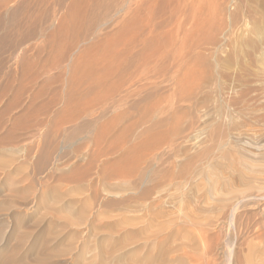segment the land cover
Listing matches in <instances>:
<instances>
[{
    "label": "rangeland",
    "instance_id": "obj_1",
    "mask_svg": "<svg viewBox=\"0 0 264 264\" xmlns=\"http://www.w3.org/2000/svg\"><path fill=\"white\" fill-rule=\"evenodd\" d=\"M25 1L26 0H22V1L15 0L13 2L7 3L6 5L2 4L3 2L0 3L2 4V6H0L1 9L3 6H5L3 7L4 9L0 10V38L4 37V39L6 40L5 42V40L0 39V43H3L0 44V264H44L45 262H46L45 264H87V263L92 264L94 262L95 264H102V259L98 258L100 257L99 252L101 255V253L105 251H107V253L109 252L108 254L112 252L111 253L112 255L110 254V256L113 258H108V259H114L115 261L116 259L117 260L119 259L127 262L134 261L133 263L135 264H161V263L164 264H235V263L249 264L251 263L252 264L255 262L256 264H258L260 263V261H262L261 264L264 263V257H262L264 256V252H263L264 251V186H263L264 167H262V165L264 166V156H263L264 149H262V146L264 147V118L262 119L261 117V116L264 117V102L262 103V101H264L263 100L264 85H261L264 83V78H263L264 77L263 74L264 73V69H263L264 0H176V3L174 0L173 1L164 0V2L163 0L162 1L150 0V2L148 0L145 1L105 0L107 3H110L112 5L111 10H108L109 13L107 10L99 11L102 20L100 22V26L96 28L97 30L94 29L95 31L92 29L89 31L90 33H87L84 27L81 28L78 26V29L80 31L82 29L81 31L82 33H84V30L86 33V34L84 33L86 36H84L83 34L81 35V33H79L80 31L76 29L77 30L76 34L79 33L81 36L79 34L78 35L81 38L73 33L72 29L74 26L68 20H65L63 22V23L66 22L67 24L66 23L62 24L63 27L65 28L68 27L67 32H65L66 31L65 28L61 29V31L56 29L58 28L57 26L59 21L62 20L61 13H62V17L64 16L63 19L65 18V16H68L66 14V12L68 11L70 12L68 6H70V4L75 0H72V2L71 0H42L44 2H42L41 0L38 1L27 0L26 1L27 3ZM32 1L33 3H31ZM171 1L174 4H172ZM82 2L83 3L89 2L86 5H91V4L93 5L95 0L93 2L92 0H88V2L87 0L86 1L83 0ZM127 2L129 4H127ZM137 2L138 5H141L140 3L143 2L144 3L146 2L147 5L149 4V6H147L145 3V6L147 8L144 6L146 9L144 8L140 9L142 14L139 11L138 12L139 17L137 16L135 17L137 18L138 21L137 26L140 24V26L143 27V25L145 24L146 26L149 25V27L145 26L143 28V29L146 28L143 33L145 36L143 37V44L144 42L145 44L144 45L142 44L143 46H140L141 43L140 44L138 43L139 45L137 44L134 45L133 46L134 51H133L132 50L133 48H131L130 50V48L127 45V42L132 37L138 35L139 32L137 33L136 32L137 30L133 31L134 35L133 33L132 34L130 33L127 34V36L125 35L126 37L124 36V34L126 33L123 34H119V33H121L123 27L126 26V23L127 22L129 23L131 21L132 15H130L129 12H131V10L134 12V9L137 8L138 6ZM166 2H168L167 3L168 5L169 2L171 4L169 6L167 4L164 5V3ZM20 3L27 5L26 8L24 7L21 13L16 15V17H11L12 10L15 9ZM114 3H116V5ZM9 4H11V6ZM132 4L135 6V8L133 7ZM158 6L160 9H158ZM188 6L190 7L188 8ZM131 7H133V9H131ZM175 7L177 8L175 9ZM5 8L7 9V11L5 10ZM164 8L165 10L168 8V10H166L165 12ZM180 8L182 10L181 12L183 15L179 10ZM28 11L29 13L30 12L31 13L29 14ZM157 11H160L161 14H159ZM176 11L179 12L177 13ZM186 11L187 12L190 11L192 12L191 14L194 15H190V13H186ZM69 12L68 14H70ZM174 13H177L176 15L178 16H175ZM88 14L86 13L85 15ZM143 14L145 17L143 16L142 19ZM148 14L151 16H148ZM155 14L157 17L154 16ZM187 14L189 16H187ZM181 15L182 17H180ZM28 16H30L29 21H28L29 19ZM188 17L192 18L189 19V22H187ZM117 18L119 19L117 20ZM144 18L147 21L149 20V23L145 21ZM152 19H154L153 22ZM170 19H174V20L171 21ZM141 20L144 23H142ZM166 20L167 22L171 21L172 23H166L165 22ZM28 22L30 25L28 24ZM160 22H162V24ZM37 23L39 26L37 25ZM164 23L168 25L166 26ZM181 25L183 28L181 27ZM195 25L197 27H194ZM118 26L121 27L119 28ZM155 26H157V29L159 27L161 28L164 27V29H161L160 31L158 29L157 32ZM35 27L38 31L34 29ZM70 27L72 29H70ZM255 27H259L260 29L258 37H260L263 41L261 45L263 48L261 47L262 49L260 48L258 50V53L254 54L256 55L255 59L253 62H251L249 56L247 60V56H245L246 55L245 51L248 50V46L251 44L252 41H254L255 39L257 40L259 39L253 32ZM187 29L188 30L190 29L189 32L187 31ZM71 30L72 33L70 32ZM113 31H118L119 33L114 32L110 35V32ZM145 31H147L148 33L146 32L147 34H145ZM154 31L156 33L152 34ZM190 31L191 32L193 31L192 32L193 34ZM218 31H220L221 34L223 33V35L225 36L222 35L223 36L222 37L221 35H219L220 33ZM62 32L64 33L62 34V36L65 35L66 36L65 38H67L68 36L67 41L64 39V36L63 37L61 36ZM95 32L97 33L96 35ZM57 33H59L58 35L60 37L57 35ZM116 33L119 34V36L118 35L116 36ZM50 34L53 36H51ZM72 34L76 35L77 38L73 36L72 39H70ZM120 35L122 36L120 37ZM158 35L159 37H157ZM161 35L162 36L164 35L163 38L161 37ZM50 36L52 38H50ZM99 36L100 38L103 39V41L100 40ZM61 37L65 42L63 40L60 41L62 39ZM96 37L99 39H97ZM113 37H115L114 38L115 41H113ZM119 37L122 38L121 40L123 41H120L122 43H119L118 41ZM124 37L126 38L127 41L124 40L125 39ZM153 37L156 39L154 40ZM49 38L53 42L49 40ZM73 38L75 40L76 39L78 40H76L75 42ZM157 38L159 39V41L161 40L160 41L161 43L158 42ZM212 39H214V41ZM68 40H71L73 43L75 42V44L77 45L74 44V46L75 47L78 46V48H75L73 46V43ZM164 40H166L167 42ZM209 40H212L211 42L212 44L209 42ZM58 41L61 42L63 45L61 43L59 44ZM107 41H109L112 47L109 43L108 44L110 46L106 44ZM56 42L59 45H61L60 47L62 49L59 47V45ZM70 42L72 45L70 44ZM97 42L98 44L99 43L102 44L98 46L96 45ZM114 42H116L117 44L115 45ZM213 42L217 44H214ZM50 43H53L54 45H51ZM66 44L73 46L72 49L75 48L73 52L71 51L72 49H70V46H68L69 50L66 49L67 48ZM104 44L107 46L103 47ZM149 44H151L152 46L151 45L149 46ZM95 45L99 48L103 47L102 50L100 51L99 48L94 49L96 47ZM118 45L120 46V48L119 47L117 48ZM122 45H124L125 48H122V50H120ZM244 45H246V48ZM52 46H54L53 49H51ZM88 46H90V48ZM108 46L113 48L112 49L113 52L118 53L119 51L120 54L114 53L113 55L112 50L108 48ZM86 47L88 48L86 49ZM63 48H65V50H63ZM104 48H107L108 51L112 54L111 57H108L110 53L108 52L109 53L108 54L106 52L107 49L105 51ZM115 49L117 50L119 49V50L116 51ZM147 49L148 52L145 55L144 53L146 52ZM149 49L151 52L149 51ZM158 49H161V52L160 50L158 51ZM82 50L83 51L87 50L84 53L87 52L89 56L90 54L93 53L95 54L91 55L90 58H87L88 56L87 53L86 56L82 52L83 57H85L87 60L85 62L84 61L85 58L84 60H82L81 57ZM219 50H223V51H221L220 53ZM61 51L62 53L63 52L65 53L62 54ZM102 51L105 52L107 56H105V53H103ZM120 51L124 52V54L122 55L121 54L122 52ZM125 51L128 53H126ZM137 51L139 52L137 53ZM152 51H155L154 54ZM261 51L263 53H260ZM99 52L103 53V55L101 54L102 55L101 57H103L104 59L102 61L100 60L102 58H100V55H98L100 54ZM142 52H144L143 54L146 57L148 55V60L144 59L146 57L142 54ZM60 53L62 54V56H64L63 59L62 57H60L61 59L58 58L60 56L59 55ZM79 53L81 54V56ZM125 53L130 54L131 55L130 58L135 56L136 57L134 58L135 60H133V58L132 60H130V58L127 59L128 55L125 59L117 58L118 60H116V57H118L119 55L121 57H125L126 56ZM218 53L220 54L218 55ZM96 54L97 57L99 56V58L96 57ZM259 54H261L263 57ZM149 55L151 56L155 55V57L152 58ZM157 55H159L158 58H156ZM258 55L260 57L259 59H261L260 61L258 59ZM54 56L56 57L54 58ZM92 56H94V58L96 57V59H94ZM176 56H177V60H176ZM216 56L219 59H217ZM72 57H74L73 59L76 58L75 60H77L78 62L82 60L86 64L88 60L90 62L92 58L90 62L92 64L91 65L92 70H90V73L89 72L86 73L88 76L85 75L83 70H82L83 72L80 71L78 72L79 73L78 74L75 71L76 69H72L76 64H78L76 63L77 61H75L76 64L73 63L74 60L72 59ZM78 57H80L81 60ZM53 58L55 59V62ZM57 58L58 61H56ZM149 58H151L150 62H148ZM198 58H201L202 61ZM106 59H110L109 60L110 63L104 62L107 61ZM141 59L146 61L143 62ZM153 59L155 60V62L154 61L152 62ZM60 60L62 61L60 62ZM93 60H97V61L95 62ZM162 60L163 62H161ZM174 60L177 62H174ZM120 61L121 62L123 61V64H121ZM261 61H262L261 63L262 66L260 65L259 67V65L257 64H259ZM89 62L87 65L88 69L90 65ZM112 62L114 63V65L116 64L115 65L116 67L118 65L119 68L118 67L116 68ZM128 62L130 64L132 63V65L131 66L127 65L129 64ZM212 62H214L213 63L214 65L212 64ZM98 63L100 64L98 66L99 68H97V65H95ZM101 63H103V66ZM153 63L155 65L157 64V66L158 65L160 66V67L158 66V69H160V71H158L157 66L155 67ZM73 64L74 66H72ZM148 64L150 66L152 64L151 69H154L153 72L152 70L149 69ZM31 66H33L34 68ZM106 66L108 69H112V70L104 71L106 70ZM112 66H114L116 70H114L115 68ZM138 66L141 67V69L139 68L140 70H138ZM145 66L148 67L146 68ZM164 67L167 68V70H169V71H165L166 74L162 72L165 69ZM96 68L99 69L98 70L100 72L99 74L103 75L104 77L99 75L98 73L97 75L95 74L97 72V71L95 72ZM123 68H125V70ZM30 69L32 71L34 69L33 73L31 72L32 75L30 74L32 77L35 75L34 78L32 77L28 78L30 76L28 75V73H30L31 71ZM129 69H130L129 72L131 73L128 72ZM135 69L138 73L134 71ZM142 69H144V72ZM147 69L149 70L146 71ZM253 69L254 70L257 69L258 71L255 70L256 71L255 72ZM26 70L28 73H26ZM117 70L119 71V73L115 72ZM126 71L128 72V74H126L127 73ZM200 71H202L203 73H201ZM91 72L93 73V75L91 74ZM106 72H108L109 75L112 74L111 76L113 77L109 76V78H106L108 77L107 75L108 73ZM112 72L114 73V75ZM134 72L137 73V75H135ZM141 72L146 73L144 74L145 76ZM149 72H152V74ZM158 72H161L160 74L163 73L164 74L163 77H160L162 75L156 74ZM204 72H206L207 74ZM251 72L255 74L261 72L262 74L260 73V75L262 76L258 74L259 76L256 75L257 77H255L254 76L255 74ZM24 74L26 75L24 76ZM89 74H91V76ZM119 74L121 75L119 76V78L123 77L120 80L118 78ZM123 74H126V76ZM148 74L149 76H147ZM69 75L70 76L72 75L74 77L76 83L75 84L76 87L74 88V90L71 89V86L69 84V82L73 80L69 78L70 77ZM77 75L80 79H78ZM131 75H133L135 78L137 77V80H140L139 78L142 79L147 77L150 78V76L152 77V79L150 78L151 81L148 82L149 85L146 83L145 80L142 81L140 80L138 82L135 79L136 87H138L139 83L143 82L144 87L148 88L145 89L147 92L144 91L146 94L144 93L142 95L144 97L142 98L143 100L141 99L142 96L140 97L138 96L139 93L137 95H134L137 93L138 88L133 89L134 91L136 90L135 91L136 93L132 89L129 93V96L133 94V96H135V99L133 97L132 98L126 97V100L124 101L125 99L124 96L126 95L122 94L123 92H121L122 96L124 97L123 98L121 94H118L119 93L118 90L123 91L124 82L125 84L127 83L128 85V80L126 79L132 77ZM199 75L200 76L205 75L203 77V81H201L202 78H199L200 77ZM35 78L37 79L35 80ZM94 79H98L100 82ZM89 80L92 81L90 82ZM123 80H126L127 82ZM113 81H115L114 84ZM120 81L123 82V83L121 82L123 85L119 83ZM83 82L85 86H82ZM163 82L165 83V85ZM208 82H210V84ZM104 83H106V85ZM178 83L180 87L178 86ZM196 83L198 87L195 85ZM205 83L209 84L210 86L207 87L208 85H206ZM68 84L70 89L69 87H66L68 86ZM116 84H121V85L117 86ZM181 84L182 85L185 84L184 85L185 87L183 86L182 88ZM192 84L194 89L192 87ZM102 85L104 87L100 88V86ZM115 85L117 87H114ZM140 85L139 88L143 86ZM194 85L196 86V89ZM78 86H80L82 89ZM86 86L87 87L91 86L90 89L91 88L93 89L91 90L89 88L86 89L87 88ZM110 86L112 87V89ZM135 86L133 88H136ZM218 86L221 87V89L219 87L220 90L215 89L218 88ZM120 87H123L121 88L122 90L119 89ZM127 87L124 88V91L125 89H127ZM144 87H142V89H144ZM186 87L188 88L192 87V88L188 89ZM108 88H110V90ZM177 88H179V91L181 93L184 91L183 94H179L180 92H178ZM213 88L214 91H211V89L213 90ZM107 89L110 92L113 91L114 98L111 95L112 92L110 94ZM115 89H118L116 90L117 96L115 94L116 91H114ZM67 90L71 93L73 91L74 93L69 95L70 93ZM78 90L79 91L82 90L83 92L80 93ZM189 90L190 93L192 94L190 98L184 97L185 93L186 95L189 93ZM176 91L180 97L183 95L182 97L187 99H184L185 100L184 101L182 100L183 99L182 97L180 98L177 94L175 95ZM57 92L58 93L60 92L59 93L60 96L58 95ZM75 92H77L78 94ZM89 92L90 93L92 92L91 95L89 94ZM103 92H106L108 95L106 94L107 96H105ZM259 93L261 94L259 95ZM66 94L69 95L68 98L73 95L74 96L77 95V96L67 99ZM94 94L95 96L98 97H100L101 95H103V97L105 96L104 97L105 99L104 98L102 99L105 101L104 103L102 100H100L101 103H97L99 102L97 101L96 107L92 109L93 106H89L92 103H87L86 101L89 102L90 100L93 99L91 101L93 102L96 99ZM248 94L250 96L252 95V97H249ZM54 95L55 96L58 95L59 99L55 100L57 98L53 97ZM61 95H64L65 97ZM146 96L147 98L146 100H144ZM86 97L90 99L88 100V98ZM108 97H110V99H108ZM121 97L123 98V104H121L122 102ZM210 97L211 98L214 97V99L212 100ZM64 98L70 101H67ZM83 98L86 100H83ZM171 98H173V100ZM179 98L181 99V101H183V103L180 101ZM52 99L56 101V103L52 101ZM75 100L76 101L78 100L76 104L71 103L73 101L76 102ZM116 100L117 102H115ZM134 100L137 103L138 108ZM220 100L223 101L221 102ZM83 101L86 103L84 104V106H82L83 105L82 103H84ZM111 101L112 104H110ZM176 101L180 103H177ZM200 101L201 103L199 104ZM248 101L249 102L251 101L250 104ZM252 101L253 102L256 101V102L252 105ZM113 102H115V104ZM124 102L126 104L131 102L132 104L129 103L130 105L128 104L127 106L123 107ZM79 103L80 105H77ZM71 104H73L72 108H71ZM113 104L115 105L116 109ZM170 104H173V106ZM176 104H178V106H176ZM226 104L228 105L226 106ZM85 105L88 107L87 109ZM92 105H94V102ZM250 105L252 106L250 107ZM44 106L48 108L45 109ZM77 106L78 107L82 106L81 107L82 109L81 108L79 109ZM145 106H147L148 110L145 108ZM162 106L164 107V109ZM224 106L225 108H227L226 110L228 111L226 112L223 111L225 109ZM260 106L263 108L261 109ZM84 107L86 109V112ZM143 107L146 110V112L144 111ZM90 108L92 109V111ZM219 108H223L220 110L221 112L218 111ZM209 109H213V110H209ZM245 109H248L249 111ZM82 110H84V112H82ZM122 110L124 112L122 116H125L126 114V117L121 118L120 114L122 113L121 112ZM160 110L163 111L161 112ZM208 110L210 111V113ZM254 110L255 113H257L258 111L259 113L253 114ZM150 111L151 113H149ZM241 111H244L243 113L245 114L243 115ZM76 112L78 113V115ZM117 112L119 113L118 116H117L118 114ZM248 112L249 114H247ZM55 113H57V115ZM58 113H60L59 116ZM114 113L116 114V116ZM146 113L149 114L147 115ZM199 113L203 114L202 116L205 119ZM230 114L233 115L231 116ZM64 115L66 116V118H72L73 123L71 122L72 119L69 120L70 122L67 119L68 121L67 122ZM57 116L60 118H58ZM61 116L64 118L63 119L64 121L62 120L63 122L61 121L62 119ZM141 116L142 117L146 116L145 120ZM227 116L229 117L231 116L233 118L231 117L229 118ZM54 117H56V120ZM164 117L166 121L163 119ZM259 118H261L262 120L260 121ZM91 119L93 121H91ZM118 119L120 120V123L117 122ZM142 119L144 122L141 121ZM78 120L79 123L77 125L75 123H77ZM106 120H111V122L113 121L115 127L110 121H106ZM135 120H138L139 122ZM132 121L134 122L132 123ZM211 121L215 123L213 124V122L211 123ZM56 122L59 127H57ZM106 122L109 123L107 124ZM164 122L166 123L164 124ZM65 123H71V124L67 125ZM102 123L103 125H101ZM104 123H106L105 127H104L105 125ZM128 123L132 127V130H130L131 127H129ZM178 123L179 124L182 123L180 124L181 127H183L184 125L183 132L182 130L180 131L181 136L179 135V133L177 135L176 134L173 135L174 133L172 132L173 128L174 130L177 131V127L179 126ZM204 123H206L207 125ZM46 124L48 125V127ZM85 124L88 126L86 128L85 126L84 128H81L82 125ZM109 124L111 125L109 126ZM131 124L132 125L135 124L137 126L135 125L132 126ZM142 124L145 125L143 126ZM54 125L56 126L58 131L56 130ZM140 125H142L143 127L141 126L142 127L141 128ZM161 125L162 126L165 125V126L162 127ZM208 125H210V127ZM101 126H103L104 129ZM111 126H113L114 128ZM206 126L208 127L209 130L204 129L207 128ZM60 127L62 128L60 129ZM88 127L90 128V130ZM106 127L108 128L110 127V129ZM126 127L127 128L129 127L128 131ZM199 127L202 129H200ZM111 128H113V130ZM105 129L110 130V132L108 133V130H106L107 132H105ZM47 130L48 131L50 130L51 132L50 131L48 132ZM97 130L104 132V134L105 133L108 134V136L105 137L103 135V137L100 139V140L106 139L105 140L106 142L102 140L99 141L98 143L100 146V142H103L102 145L100 146L103 148H99L101 149L100 151L102 152V154L104 153L105 150L106 152L107 151L109 153L111 152V154H109L108 152L105 153L106 155L109 154L107 157H104L105 154L102 156L101 152L98 150V145L95 142L99 140L98 136L101 137V135L103 134L100 131L98 132ZM124 130L126 132L125 135L129 133V130L130 132L131 131L132 132L129 133V135L125 136L123 132ZM197 130H199L198 132L200 134V135L198 134V136L200 137V139L197 142L198 144L192 146L189 144H184L183 142L179 143L185 137H191L193 136V134L194 135L197 134L198 132H195ZM201 130H203L201 132L203 135L200 133ZM140 131L142 132L140 133ZM153 131H155V133H153ZM53 132L55 133L52 135ZM136 132H138L139 134ZM219 132L220 134L223 133L225 134V138L223 142L221 141L218 142L217 140L219 136L218 134ZM240 134L243 136L239 137ZM171 136H173V138ZM174 136L176 137L180 136V138L179 137L175 138ZM259 136L261 137V139ZM258 137L260 141L258 140ZM114 139L115 141H113ZM140 139L143 141V143H141ZM261 140L262 143H260ZM109 141H111V143ZM144 141L145 142L151 141V143L150 142L149 144L146 143L147 146L143 145V149H142L141 146L142 144H145ZM254 141L257 142L259 145L254 144ZM249 142L251 145L252 144L255 146L258 145V147L260 148L254 147L253 145L252 146L254 148H252ZM109 143L113 145H110ZM221 143H223V145H221ZM107 144L110 145V148L113 146L111 148L112 149L111 151L107 149L108 147ZM136 145L138 146V148ZM131 147L134 150H132ZM139 147L141 150L139 149ZM136 149L138 151H135ZM130 150L138 154L133 152L132 153L133 156L130 155L131 157L127 158L129 156V153L131 154ZM97 151H99L100 153H97ZM98 154H101V157ZM94 155L96 160L94 158ZM96 155L98 156V158ZM222 157H224L223 160ZM124 158L127 159V161H130V165L126 160H124ZM119 161H121L123 164H121V162ZM217 161L219 165L215 163ZM219 161L221 162L222 165L219 163ZM231 161L234 163H232ZM246 161H248L247 164L251 163L249 164L251 166H247ZM124 162H126L127 165L130 167H128ZM133 162L135 163L139 162V163L137 165V163L135 164ZM117 163L118 164L120 163L119 165L125 164V167L126 168L128 167L127 169L129 171L126 170L123 172V170L126 169L124 166L119 167L118 165V168H115L117 167L116 166ZM255 163L259 164L260 166L259 165L253 166L256 165ZM134 164L137 169L134 168ZM88 165L90 166V168H88L89 167ZM212 165L214 166V170L212 168ZM218 166H222L223 168H226V170L228 168L229 169L232 168L234 169V171L235 169L236 171H238L237 172L238 174L235 173L234 174L235 177H232V181L236 186L241 185L240 184L241 177L239 176V174L241 172H244L245 175L248 176V178L251 177L252 180L254 179V182L260 185V187H262L263 189L262 188H260V190L253 189L252 191L250 190L251 192L247 191L246 193H244L240 197V199L243 200L242 198L244 197L247 198L244 199L243 202L241 201L237 205L238 207L236 206L234 209L232 205L235 203L234 200L231 201L229 200V202L228 201L223 202L222 204L221 203L222 201L220 200L222 199L221 190L223 188L225 189V186L223 185L225 182H222L223 179L219 175V170L220 172H222L223 168ZM232 166H234V168ZM241 166H244V168ZM246 167H249V169L253 168L254 170L253 169L251 170H253L254 173L256 172L257 175L256 173L255 174L252 173V171L250 172V170L246 169ZM119 168L122 170L120 171ZM229 169L227 171L224 169L223 176L226 177L231 175L230 172L231 169L230 170ZM134 170L137 171V173H135ZM206 170L207 171L210 170L211 173L208 172L209 173L208 174ZM225 171L227 173H225ZM116 174L118 175V177H115ZM123 174L126 175L123 176ZM183 178L185 182H183L184 181ZM194 178L196 179V182ZM206 178L207 179L209 178L208 181H206L207 180ZM219 178H221L222 180ZM257 178L259 181L255 180ZM211 179H213L214 182ZM209 180L212 181V183ZM140 182L143 184H141ZM163 182H165L166 184H164ZM186 182H188V184ZM144 183L146 186L144 185ZM192 183L196 185H193ZM127 184L131 187H129ZM133 184L134 186H132ZM179 184L182 186L178 187ZM183 184L184 186L187 184L186 189L185 187H183ZM117 185L118 188H122L124 190L122 191L120 189L116 191V189L118 188L115 186ZM125 185H127V187ZM142 185L143 188L141 187ZM166 185L168 186L169 190L166 188L167 187ZM151 186L153 189L156 190L154 191L152 188H150ZM191 186H197L198 191L196 190V187L194 190V188L193 187L191 188ZM208 186L209 188H211L209 192H208ZM210 186L215 188L213 190L215 192L214 195L211 194V190L213 188ZM162 187L164 188V190H162L163 189ZM172 187H173V191H171ZM176 187H178V190H181V191L177 190L178 192H180L179 193L180 196L179 194H177V191H175ZM217 188L219 192L217 191ZM158 189H160L159 192L157 191ZM163 191L164 192L166 191V193L164 194ZM106 192L109 194H107ZM111 192L114 194H112ZM117 192H120L121 194L119 193V195H116L118 194ZM123 192L126 194L125 196L122 195L124 194ZM139 192L142 194H140ZM189 192L191 193L189 194ZM173 193L177 194L178 196L175 194L173 195ZM192 193H194L193 198L190 197L192 196ZM145 194H147V196ZM167 194L168 196L166 197ZM186 194L189 196H187ZM148 195L149 197L152 196L153 198L152 197L149 198ZM158 197L160 200H157ZM175 197H177V199ZM183 197H185V199ZM134 198H136L137 200L139 198V200L138 201L136 199L132 200ZM143 198H147V201L146 199ZM170 198L174 200L171 201ZM195 198L197 199L195 200ZM154 199L157 201H155ZM214 199L215 200L218 199V201L217 200L215 201ZM162 200H164V202ZM149 201L151 203H149ZM170 202L171 204H169ZM196 203L198 206L196 205ZM168 204L170 206H168ZM190 205H192L193 207ZM153 206L155 208L157 206L160 208L155 209L156 211L153 212L151 211L154 210ZM227 206L232 208L227 209L228 208ZM189 207L190 210H188ZM196 209H199V212ZM203 209H205V211ZM230 209L231 211H229ZM232 209L235 211H233ZM162 210L165 211V213H163ZM174 210L177 211L174 212ZM64 213L66 216L64 215ZM67 215L71 217L73 216L74 218L73 217L69 218L67 217ZM189 215L192 216L189 218ZM64 216L66 217V219ZM75 217L76 218L78 217L79 221L77 220L78 218L75 220ZM68 218L71 220L72 219L75 220V223H71V221L68 220ZM67 220L70 221L69 222L70 224L68 223ZM23 236H26L27 238ZM252 246H253L252 251L256 252V253L254 252V255L251 253L252 251L250 252L249 250V248H251ZM247 250H249L248 253ZM257 251H259L260 253ZM58 252L60 254H58ZM88 254L92 256V257L90 256L92 259L93 258H98V259H93L95 260L93 261L92 259L88 258L89 257ZM116 254L120 256L116 257ZM256 254H258L260 258H263V260L258 258ZM94 255H96V257ZM252 255L253 257L255 256L254 259ZM245 258L247 259V263L245 261L246 260ZM255 258L258 259L257 260L258 263ZM253 260L255 262H253Z\"/></svg>",
    "mask_w": 264,
    "mask_h": 264
},
{
    "label": "bare ground",
    "instance_id": "obj_2",
    "mask_svg": "<svg viewBox=\"0 0 264 264\" xmlns=\"http://www.w3.org/2000/svg\"><path fill=\"white\" fill-rule=\"evenodd\" d=\"M0 1H1L0 3L3 2L2 4L6 5L7 3L13 2V1H15V0H3V1L0 0ZM16 1H17V0H16ZM21 1H22V0H21ZM26 1H27V0H26ZM26 1H25V2H26ZM37 1H38V0H37ZM41 1H42V0H41ZM41 1H40V2H41ZM82 1H83V0H75V1L72 2V0H71L72 3H71V4L69 3L70 6H68V7H69V10H70V12H69V11H68V12H69L70 14H68V12H66V14H67L68 16H65V18L63 19L64 16L62 17V13H61V18H62V20L59 21L58 26H57L58 28H56L57 30H60V31H61V29H64L65 27H63L62 24H65L66 22H65V23H63V22H64L65 20H68V21L71 22V24L74 26V27L72 26L73 29L70 27V29L73 30V33H74V34L77 33V30H76V29H78V26L81 27V28L84 27L85 30L87 31V33H90V32H89L90 30H92V29L94 30V29H96V28H98V27L100 26V22H101L102 18H101V16H100L101 14H99V11H100V10H102V11H106V10H107V11H108V10H111V8H112V5H111L110 3H107L105 0H95L94 4H93V5L91 4L92 6H91V5H86V4L89 3L88 0H87L88 3H83ZM84 1H86V0H84ZM93 1H94V0H92V2H93ZM111 1H112V0H111ZM117 1H119V0H117ZM124 1H125V0H124ZM126 1H128V0H126ZM138 1H139V0H138ZM142 1H145V0H142ZM148 1L150 2V0H148ZM151 1H152V0H151ZM161 1H162V0H161ZM168 1H169V0H168ZM172 1H173V0H172ZM172 1H171V3H172ZM174 1H175V3H176V0H174ZM18 2H19V1H18ZM40 2H39V3H40ZM42 2H44V1H42ZM115 2H116V1H115ZM133 2H134V1H133ZM163 2H164V0H163ZM14 3H16V2H14ZM26 3H27V2H26ZM31 3H33V1H32ZM35 3H36V2H35ZM58 3H59V2H58ZM118 3H119V2H118ZM145 3H146V2H145ZM145 3L143 2V3H140L141 5H138V2H137V5H138V6L136 5L137 8H135V6L132 4L133 7H134L136 10L134 9V12L131 10L132 13L129 12L130 15H132V19H131V21H130L129 23H128V22L126 23V26L123 27V30L120 29V30H121V33H119L118 31L110 32V35H111L112 33H114V32H118L119 34L126 33V34H124V36H125V35L127 36V34H130V33H131V34L133 33V35H134V32H133V31H136V30H137L136 32H137V33L139 32V34L136 35L135 37H132V38L129 39V41L127 42V45H128V47L130 48V50H131V48H133V46L136 45V44L139 45V44L141 43L140 46H143V45L145 44V42H144V44H143V37H145L143 33H144V30H145L146 28H145V29H143V28H144L146 25L144 24L143 27H142V26H140V24H139V25L137 26V22H138V21H137V18H135L136 16L139 17L138 12L140 11V9H143V8L146 9V8H147V7L145 6ZM152 3H153V2H152ZM167 3H168V2L164 3V5L167 4ZM171 3L169 2V5H170ZM2 4H0V6H2ZM29 4H30V3H29ZM29 4H28V6H29ZM64 4H65V3H64ZM114 4L116 5V3H114ZM119 4H120V3H119ZM119 4H117V5H119ZM127 4H129V3L127 2ZM134 4H136V3H134ZM172 4H174V3H172ZM9 5L11 6V4H9ZM12 5H13V4H12ZM42 5H44V4H42ZM57 5H58V4H57ZM60 5H61V4H60ZM146 5H147V3H146ZM158 5H159V4H158ZM162 5H163V4H162ZM162 5H161V7H162ZM167 5H168V4H167ZM167 5H166V6H167ZM169 5H168V6H169ZM176 5H177V4H176ZM10 6H8V7H10ZM26 6H27V5H25V4H23V3H20L15 9L12 10V12H11V17H16V15L20 14L21 11L24 9V7L26 8ZM30 6H32V5H30ZM36 6H37V5H36ZM128 6H129V5H128ZM142 6H143V7H142ZM144 6H145L146 8H145ZM147 6H149V4H148ZM151 6H152V5H151ZM168 6H167V7H168ZM171 6H172V5H171ZM181 6H183V5H181ZM3 7H5V6H3ZM3 7H2V9H4ZM8 7H7V8H8ZM133 7H131V9H133ZM189 7H190V6H188V8H189ZM28 8H29V7H28ZM28 8H27V9H28ZM55 8H57V7H55ZM165 8H166V7H165ZM165 8H164V10H165ZM176 8H177V7H175V9H176ZM227 8H228V7H227ZM2 9L0 8V10H2ZM158 9H160L159 6H158ZM175 9H174V10H175ZM5 10L7 11L6 8H5ZM8 10H9V9H8ZM67 10H68V8H67ZM129 10H130V9H129ZM151 10H152V9H151ZM151 10H150V13H151ZM161 10H162V9H161ZM161 10H160V11H161ZM166 10H168V8H167ZM166 10H165V12H166ZM179 10H180V12L182 11L181 8H180ZM188 10H189V9H188ZM41 11H42V10H41ZM41 11H40V12H41ZM48 11H49V10H48ZM65 11H66V10H65ZM84 11H85V13H84ZM144 11H145V10H144ZM160 11H157V12H158L159 14H161ZM140 12H141V11H140ZM163 12H164V11H163ZM165 12H164V13H165ZM172 12H173V11H172ZM172 12H171V13H172ZM176 12H177V11H176ZM178 12H179V11H178ZM178 12H177V13H178ZM28 13H29V11H28ZM30 13H31V12H30ZM30 13H29V14H30ZM86 13H87V14L89 13V14H88V15H85ZM108 13H109V11H108ZM150 13H149V14H150ZM152 13H153V12H152ZM177 13H174V15H175V16H178V15H176ZM186 13H190V15H194V14H191L192 12H190V11H188V12L186 11ZM43 14H44V13H43ZM106 14H107V13H106ZM126 14H127V13H126ZM141 14H142V12H141ZM145 14H146V13H145ZM149 14H148V16H151V15H149ZM181 14H182V12H181ZM26 15H27V14H26ZM34 15H35V14H34ZM84 15H85V16H84ZM162 15H163V14H162ZM179 15H180V14H179ZM182 15H183V14H182ZM182 15H181L180 17H182ZM31 16H32V14H31ZM143 16H144V14L142 15V19H143ZM148 16H147V17H148ZM152 16H153V15H152ZM154 16H156V14H155ZM159 16H160V15H159ZM159 16H158V17H159ZM165 16H166V15H165ZM172 16H173V15H172ZM172 16H171V18H172ZM187 16H189V15L187 14ZM22 17H23V16H22ZM28 17H29V19H28V21H29V20H30V16H28ZM34 17H35V16H34ZM52 17H53V16H52ZM129 17H130V16H129ZM144 17H145V16H144ZM156 17H157V16H156ZM156 17H155V18H156ZM163 17H164V16H163ZM180 17H179V18H180ZM31 18H32V17H31ZM39 18H42V17H39ZM105 18H106V17H105ZM115 18H116V16H115ZM140 18H141V16H140ZM148 18H149V17H148ZM155 18H154V19H155ZM160 18H161V17H160ZM169 18H170V17H169ZM173 18H174V17H173ZM49 19H50V18H49ZM51 19H52V18H51ZM118 19H119V18H117V20H118ZM144 19H145V18H144ZM154 19H152V22H153ZM158 19H159V18H158ZM158 19H157V20H158ZM162 19H163V18H162ZM175 19H176V18H175ZM177 19H178V17H177ZM181 19H182V18H181ZM189 19H192V18H191V17H190V18L188 17V18H187V20H188L187 22H189ZM35 20H36V19H35ZM103 20H104V19H103ZM113 20H114V19H113ZM120 20H121V18H120ZM139 20H140V19H139ZM168 20H169V19H168ZM170 20L172 21V20H174V19H170ZM185 20H186V19H185ZM194 20H195V19H194ZM263 20H264V19H263ZM37 21H38V20H37ZM145 21H147V20L145 19ZM158 21H159V20H158ZM171 21H170V22H167V20H166L165 22H166V23H172ZM190 21H191V20H190ZM32 22H33V21H32ZM49 22H50V21H49ZM141 22L144 23L142 20H141ZM147 22L149 23V20H148ZM187 22H186V24H187ZM191 22H192V21H191ZM102 23H103V22H102ZM111 23H112V22H111ZM121 23H122V22H121ZM142 23H141V24H142ZM160 23L162 24V22H160ZM25 24H26V23H25ZM25 24H24V25H25ZM28 24H29V22H28ZM32 24H33V23H32ZM39 24H40V23H39ZM66 24H67V23H66ZM119 24H120V22H119ZM150 24H151V22H150ZM153 24H154V23H153ZM164 24H165V23H164ZM183 24H184V23H183ZM183 24H182V25H183ZM29 25H30V24H29ZM37 25H38V23H37ZM108 25H109V24H108ZM113 25H114V24H113ZM157 25H159V24H157ZM165 25H166V24H165ZM165 25H164V26H165ZM167 25H168V24H167ZM167 25H166V26H167ZM182 25H181V27H182ZM27 26H28V25H27ZM32 26H33V25H32ZM38 26H39V25H38ZM121 26H122V25H121ZM121 26H120V27H121ZM139 26H140V27H139ZM147 26L149 27V25H147ZM147 26H146V27H147ZM151 26H152V25H151ZM160 26H161V25H160ZM162 26H163V25H162ZM183 26H184V25H183ZM30 27H31V26H30ZM33 27H34V26H33ZM118 27H119V26H118ZM120 27H119V28H120ZM138 27H139V28H138ZM155 27H156L155 29H157V26H155ZM179 27H180V25H179ZM194 27H197V26L195 25ZM67 28H68V27H67ZM67 28H65V29H66L65 32L68 31ZM81 28H80V29H81ZM119 28H118V29H119ZM150 28H151V27H150ZM182 28H183V27H182ZM215 28H216V27H215ZM28 29H29V28H28ZM34 29H36V27H35ZM151 29H152V28H151ZM158 29H159V31H160L161 29H164V27H163V28L159 27ZM158 29H157V32H158ZM184 29H185V27H184ZM195 29H196V28H195ZM213 29H214V28H213ZM36 30H37V29H36ZM72 30L70 31L71 33H72ZM83 30H84V29H83ZM85 30H84V33H85ZM96 30H97V29H96ZM98 30H99V29H98ZM115 30H116V29H115ZM181 30H182V29H181ZM189 30H190V29H189ZM189 30L187 29L188 32H189ZM193 30H194V28H193ZM218 30H219V29H218ZM37 31H38V30H37ZM63 31H64V30H63ZM78 31H80V30L78 29ZM81 31H82V29H81ZM81 31H80L79 33H81V35L83 34L84 36H86V35H85L86 33L84 34V33H82ZM94 31H95V30H94ZM259 31H260L259 27H255V28H254V31H253V32L255 33V35H256L257 37H258ZM92 32H93V31H92ZM146 32H147V31H145V34L148 33V32H147V33H146ZM183 32H184V30H183ZM183 32H182V33H183ZM190 32H191V31H190ZM192 32H193V31H192ZM192 32H191V33H192ZM213 32H214V30H213ZM218 32L220 33V31H218ZM218 32H217V33H218ZM253 32H252V33H253ZM59 33H60V32H59ZM59 33H57V35H58ZM79 33H78V34H79ZM108 33H109V32H108ZM155 33H156V32L154 31L152 34H155ZM211 33H212V32H211ZM219 33H218V34H219ZM18 34H19V33H18ZM31 34H32V33H31ZM62 34H64V33L62 32V33H61V36H62ZM65 34H66V33H65ZM78 34H76V35L79 36L80 34H79V35H78ZM96 34H97V33L95 32V35H96ZM119 34L116 33V36H117V35L119 36ZM189 34H190V33H189ZM189 34H188V35H189ZM192 34H193V33H192ZM218 34H217V35H218ZM27 35H28V34H27ZM27 35H26V36H27ZM50 35H51V34H50ZM53 35H54V33H53ZM53 35H51V36H53ZM76 35H73V34H72V36H71L70 39H72L73 36H75V38H77ZM81 35H80V36H81ZM88 35H89V34H88ZM105 35H107V34H105ZM108 35H109V34H108ZM219 35L222 36L223 33H222V34L220 33ZM19 36H20V35H19ZM29 36H30V35H29ZM51 36H50V38H52ZM58 36H59V35H58ZM58 36H57V38H58ZM63 36H64V39L67 41L68 36H67V38H65V37H66L65 35H63ZM63 36H62V37H63ZM80 36H79V37H80ZM112 36H113V35H112ZM112 36H111V37H112ZM121 36H122V35H120V37H121ZM126 36H125V37H126ZM163 36H164V35H163ZM163 36L161 35L162 38H163ZM186 36H187V34H186ZM189 36H190V35H189ZM189 36H188V37H189ZM223 36H225V35H223ZM223 36H222V37H223ZM21 37H22V36H21ZM59 37H60V36H59ZM62 37H61V38H62ZM69 37H70V36H69ZM87 37H88V36H87ZM120 37H119V40H118V41H119V43H122V42H120V41H123V40H121L122 38H120ZM125 37H124V38H125ZM154 37H155V36H154ZM154 37H153V38H154ZM157 37H159V35H158ZM188 37H186V38H188ZM190 37H191V36H190ZM12 38H13V37H12ZM50 38H49V40H51ZM80 38H81V37H80ZM80 38H79V39H80ZM85 38H86V37H85ZM94 38H95V37H94ZM96 38H97V37H96ZM99 38H100V36H99ZM99 38H97V39H99ZM114 38H115V37H113V41H115ZM116 38H117V37H116ZM224 38H225V37H224ZM258 38H259L258 40L255 39L254 41H252L251 44L248 46V50L245 51V52H246V55H245V56H247V60H248V56H249V59L251 60V62H253L254 59H255V56H256V55H254V54H257V53H258V50L262 47L261 45H262V42H263V41H262V39H261L260 37H258ZM0 39L5 40L4 37H3V38H0ZM53 39H54V38H53ZM73 39H74V38H73ZM82 39H83V38H82ZM97 39H96V40H97ZM106 39H107V38H106ZM109 39H111V38H109ZM155 39H156V38H154V40H155ZM157 39H158V38H157ZM160 39H161V38H160ZM57 40H58V39H57ZM62 40H63V38H62L60 41H62ZM76 40H78V39H76ZM76 40L74 39L75 42H76ZM96 40H95V41H96ZM100 40L103 41L102 38H100ZM104 40H105V39H104ZM107 40H108V39H107ZM116 40H117V39H116ZM124 40H126V38H125ZM151 40H153V39H151ZM212 40L214 41V39H212ZM212 40H209V42L211 43ZM51 41H52V40H51ZM54 41H55V40H54ZM63 41H64V40H63ZM68 41H71V40H68ZM86 41H87V39H86ZM86 41H85V42H86ZM110 41H111V40H110ZM126 41H127V40H126ZM126 41H125V42H126ZM160 41H161V40H160ZM160 41H159V39H158V42H159V43H161ZM164 41H166V40H164ZM185 41H186V40H185ZM205 41H206V40H205ZM222 41H223V40H222ZM5 42H6V40H5ZM47 42H48V41H47ZM49 42H50V41H49ZM52 42H53V41H52ZM64 42H65V41H64ZM71 42H72V41H71ZM71 42H70V44H71ZM75 42H74V43L72 42V43H73V46H74ZM85 42H84V43H85ZM99 42H100V41H99ZM111 42H112V41H111ZM116 42H117V41H116ZM116 42H114L115 45L117 44ZM154 42H155V41H154ZM166 42H167V41H166ZM56 43H57V42H56ZM58 43L60 44L61 42L58 41ZM58 43H57V44H58ZM103 43H104V42H103ZM108 43H109V41L106 42V44H108ZM112 43H113V42H112ZM138 43H139V44H138ZM207 43H208V41H207ZM207 43H206V44H207ZM213 43H214V42H213ZM222 43H223V42H222ZM0 44H3V43H0ZM50 44H51V45H54L53 43H50ZM59 44H58V45H59ZM61 44H62V43H61ZM67 44H68V43H67ZM67 44H66L67 48H66V47H65V48L68 49V46H70V49H72V47H73V46H71L72 44H71V45H67ZM92 44H93V42H92ZM95 44H96V43H95ZM100 44H102V43H99V44H98V42H97L96 45L99 46ZM109 44H110V43H109ZM109 44H108V45H109ZM123 44H124V42H123ZM142 44H143V45H142ZM197 44H198V43H197ZM211 44H212V43H211ZM214 44H217V43H214ZM220 44H221V43H220ZM48 45H49V43H48ZM51 45H50V46H51ZM62 45H63V44H62ZM75 45H77V44H75ZM96 45H95V46H96ZM110 45H111V44H110ZM110 45H109V46H110ZM113 45H114V44H113ZM125 45H126V44H125ZM150 45H151V44H149V46H150ZM156 45H158V44H156ZM163 45H164V43H163ZM195 45H196V44H195ZM60 46H61V45H59V47H60ZM64 46H65V45H64ZM90 46H91V45H90ZM90 46H88V47L90 48ZM106 46H107V45L104 44L103 47H106ZM109 46H108V48H110V49L112 50V49H113V48H111L112 45H111V47H109ZM122 46H123V47H122ZM122 46H121V49H120V50H122V48H125L124 45H122ZM140 46H139V47H140ZM151 46H152V45H151ZM210 46H212V45H210ZM214 46H215V45H214ZM223 46H224V44H223ZM244 46H245V48H246V45H244ZM53 47H54V46H52L51 49H53ZM62 47H63V46H62ZM74 47H75V46H74ZM88 47H86V49H87ZM91 47H92V46H91ZM103 47L99 48V47L96 46L94 49L99 48V50L101 51ZM118 47L120 48L119 45L117 46V48H118ZM146 47H148V46H146ZM162 47H163V46H162ZM60 48H61V47H60ZM65 48H63V50H65ZM75 48H78V46L75 47ZM75 48H73L71 51L73 52V50H74ZM137 48H138V47H137ZM141 48H142V47H141ZM213 48H214V47H213ZM262 48H263V47H262ZM262 48H261V49H262ZM54 49H55V48H54ZM56 49H57V47H56ZM58 49H59V48H58ZM61 49H62V48H61ZM104 49H105V51H106L107 48H104ZM110 49H109V50H110ZM139 49H140V48H139ZM139 49H137V50H139ZM150 49H151V48H150ZM150 49H149V51H150ZM217 49H218V48H217ZM222 49H223V47H222ZM63 50H62V51H63ZM68 50H69V49H68ZM68 50H67V51H68ZM77 50H78V49H77ZM99 50H98V51H99ZM115 50L118 51L119 49H118V50L115 49ZM132 50L134 51V48H133ZM153 50H154V49H153ZM155 50H156V49H155ZM159 50H160V52H161V49H158V51H159ZM244 50H245V49H244ZM62 51H61V53H62ZM85 51H87V50H85ZM85 51L82 50L81 53H82V52L84 53ZM90 51H91V50H90ZM95 51H96V50H95ZM213 51H214V49H213ZM217 51H218V50H217ZM217 51H216V52H217ZM219 51H220V53H221V51H223V50H219ZM77 52H78V51H77ZM88 52H89V50H88ZM102 52H103V51H102ZM102 52H101V53L99 52L100 54H98V55H100V58H102V59H100L101 61L104 60L103 57H101V56L103 55V53H105V52H103V53H102ZM106 52H107V53L109 52L108 49H107ZM112 52H113V50H112ZM120 52H122V51H120ZM125 52H126V51H125ZM129 52H130V51H129ZM138 52H139V51H137V53H138ZM144 52H145V51H144ZM144 52H142V54H143ZM147 52H148V49L146 50V52H145L144 54L146 55ZM150 52H151V51H150ZM152 52H153V54H154L155 51H152ZM156 52H157V51H156ZM160 52H159V53H160ZM179 52H180V51H179ZM216 52H215V53H216ZM263 52H264V50H263ZM263 52L261 51L260 53H263ZM61 53L59 54L60 56H59V57L57 56V57H58V58L62 57V59H63L64 56H62V54L65 53V52H63L62 54H61ZM66 53H67V52H66ZM83 53H82V56H81V54L79 53L80 56L82 57V60H84V58H85V57H83ZM86 53H87V52H86ZM86 53H84V54L86 55ZM109 53H110V52H109ZM109 53H108V54H109ZM114 53H116V54H120L119 51H118V53H117V52H113V55H114ZM126 53H128V52H126ZM126 53H125V54H126ZM131 53H132V52H131ZM140 53H141V52H140ZM162 53H163V52H162ZM215 53H214V54H215ZM220 53H218V55H219ZM89 54H90V52H89ZM93 54H95V53H93ZM93 54H90V56L93 55ZM101 54H102V55H101ZM121 54L123 55L124 52H122ZM134 54H135V53H134ZM144 54H143V55H144ZM263 54H264V53H263ZM57 55H58V54H57ZM64 55H65V54H64ZM87 55H88V53H87ZM87 55H86V56H87ZM109 55H110V56H109ZM109 55H108V57H111L112 54L110 53ZM127 55H128V57H127ZM145 55H144V56H145ZM155 55H156V54H155ZM155 55H154V56L149 55V56H151L152 58H154ZM161 55H162V54H161ZM215 55H216V54H215ZM215 55H214V56H215ZM259 55H261V54H259ZM259 55H258V59L260 58ZM74 56H76V55H74ZM77 56H79V55H77ZM90 56L88 55L87 58H90ZM94 56H95V55H94ZM94 56H92V57L94 58ZM105 56H107L106 53H105ZM119 56H120V55H119ZM119 56L116 57V60H118L117 58H119V59H122V58L125 59V58L127 57V59H128V58L131 57L130 54H126L125 57H121V56H120L121 58H120ZM132 56H134V55H132ZM138 56H139V55H138ZM144 56H143V57H144ZM158 56H159V55H157L156 58H158ZM199 56H200V55H199ZM261 56H262V55H261ZM263 56H264V55H263ZM263 56H262V57H263ZM55 57H56V56H54V58H55ZM96 57H97V54H96ZM96 57H95L94 59H96ZM113 57H114V56H113ZM143 57H142V59H143ZM145 57H146V56H145ZM167 57H168V56H167ZM170 57H172V56H170ZM178 57H179V56H178ZM216 57H217V56H216ZM216 57H215V59H216ZM54 58H53V59H54ZM58 58L56 59V61H58ZM73 58H74V57H72V59H73ZM78 58H80V57H78ZM97 58H99V56H98ZM105 58H106V57H105ZM132 58H133V60H135L134 58H136V57L134 56V57H132ZM132 58H130V60H132ZM156 58H155V59H156ZM174 58H175V57H174ZM174 58H173V59H174ZM202 58H203V57H202ZM263 58H264V57H263ZM60 59H61V58H60ZM75 59H76V58H75ZM75 59H73V60H74L73 63H74V64L78 63V64H76L75 66H74V64H73L72 66H74V67H73L72 69H76V70H75L76 73H78V72H80V71H82V70L84 71L85 75H87V74H86L87 72L90 73V70H92V66H91L92 64L90 63L91 60H92V58H91L90 62H89V60H88V62L90 63V65H89V69H88V66H87V65H88V62H87V64L85 63V62L87 61L86 58H85V60H84L85 62H83V61L81 60V58H80L81 61H79V62H78L77 60H75ZM127 59H126V60H127ZM142 59H141V60H142ZM144 59L148 60V55H147V57L144 58ZM160 59H161V58H160ZM162 59H164V58H162ZM168 59H169V58H168ZM196 59H197V58H196ZM198 59H200V60L202 61L201 58H198ZM215 59H214V60H215ZM217 59H219V58L217 57ZM98 60H99V59H98ZM106 60H107V61H104V62H106V63H110V61H109L110 59H106ZM146 60H142V61L144 62V61H146ZM150 60H151V58H149V61H148V62H150ZM176 60H177V56H176ZM260 60H261V59H259V61H260ZM61 61H62V60H60V62H61ZM75 61H77V62L75 63ZM93 61L96 62L97 60H93ZM101 61H100V62H101ZM153 61L155 62L154 59L152 60V62H153ZM169 61H170V60H169ZM196 61H197V60H196ZM203 61H204V60H203ZM216 61H217V60H216ZM218 61H219V60H218ZM244 61H245V60H244ZM30 62H31V61H30ZM42 62H43V61H42ZM51 62H52V61H51ZM54 62H55V59H54ZM95 62H94V63H95ZM104 62H103V63H104ZM120 62H121V61H120ZM124 62H125V60H124ZM129 62H130V61H129ZM129 62H128V63H129ZM132 62H133V61H132ZM161 62H163V60H162ZM174 62H177V61L174 60ZM209 62H210V61H209ZM209 62H208V63H209ZM52 63H53V62H52ZM92 63H93V62H92ZM103 63H101L102 66H103ZM112 63H113V62H112ZM112 63H111V64H112ZM136 63H137V61H136ZM136 63H134V64H136ZM139 63H140V61H139ZM139 63H138V64H139ZM213 63H214V62H212V64H213ZM247 63H248V61H247ZM257 63H258V62H257ZM261 63H262V61H261L259 64H257V65H259V67H260ZM31 64H33V63H31ZM43 64H44V63H43ZM121 64H123V61L121 62ZM141 64H143V63H141ZM218 64H219V62H218ZM245 64H246V63H245ZM23 65H24V64H23ZM93 65H94V64H93ZM95 65H97V68H99L98 66H99L100 64L98 63V64H95ZM113 65H114V63H113ZM115 65H116V64H115ZM115 65H114V66H115ZM127 65H130V66H131L132 63H131V64L129 63V64H127ZM146 65H147V63H146ZM148 65H149V64H148ZM153 65H155V64L153 63ZM213 65H214V64H213ZM251 65H252V64H251ZM26 66H27V64H26ZM29 66H30V63H29ZM104 66H105V65H104ZM108 66H109V65H108ZM114 66H112V67H114ZM122 66H123V65H122ZM151 66H152V64H151ZM151 66L149 65V69L152 70V72H153L154 69H151V68H152ZM156 66H157V64L155 65V67H156ZM158 66H159V65H158ZM158 66H157V69H158ZM167 66H168V65H167ZM217 66H218V65H217ZM248 66H249V65H248ZM248 66H247V67H248ZM261 66H262V65H261ZM22 67H23V66H22ZM22 67H21V68H22ZM31 67H33V66H31ZM110 67H111V66H110ZM110 67H109V68H110ZM115 67H116V66H115ZM115 67H114V68H115ZM117 67H118V65H117ZM117 67H116V68H117ZM134 67H135V66H134ZM134 67H133V68H134ZM145 67H146V66H145ZM147 67H148V66H147ZM147 67H146V68H147ZM155 67H154V68H155ZM159 67H160V66H159ZM250 67H251V66H250ZM256 67H257V66H256ZM256 67H255V68H256ZM33 68H34V67H33ZM97 68H96V70H95V72H96V71H97V72H96V73L94 72L96 75H97V73H98V74L100 73V72L98 71L99 69H97ZM100 68H101V66H100ZM114 68H113V69H114ZM116 68H115L114 70H116ZM118 68H119V67H118ZM139 68L141 69V67L138 66V70H140ZM164 68H165V67H164ZM164 68H163V69H164ZM212 68H213V67H212ZM216 68H217V67H216ZM257 68H258V67H257ZM24 69H25V67H24ZM93 69H94V67H93ZM104 69H105V68H104ZM123 69L125 70V68H123ZM149 69H147L146 71H148ZM163 69H162V70H163ZM165 69H166V70H165ZM165 69H164V71H162V70H161V71L164 72V73H165V71H169V70H167V68H165ZM251 69H252V68H251ZM263 69H264V66H263ZM30 70H31V69H30ZM30 70H28V71H30ZM69 70H70V68H69ZM107 70L111 71L112 69H108L107 66H106V70H104V71H107ZM118 70H120V69H118ZM118 70L115 71V72H116V73H117V72L119 73ZM126 70H127V69H126ZM142 70H143V72H144V69H142ZM210 70H211V69H210ZM253 70H254V69H253ZM255 70H257V69H255ZM255 70H254V71H255ZM33 71H34V69H33ZM33 71L31 70L30 73H28L27 70H26V73H28V75H30V74L32 75ZM71 71H72V70H71ZM83 71H82V72H83ZM109 71H108V72H109ZM129 71H130V69L128 70V72H129ZM134 71H136V69H135ZM155 71H156V69H155ZM158 71H160V69H158ZM257 71H258V70H257ZM31 72H32V73H31ZM69 72H70V71H69ZM101 72H102V71H101ZM108 72H106V73H108ZM126 72H127V71H126ZM126 72H125V73H126ZM128 72H127L126 74H128ZM136 72H137V71H136ZM152 72H149V73L152 74ZM200 72L203 73L202 71H200ZM200 72H199V73H200ZM255 72H256V71H255ZM24 73H25V72H24ZM112 73H113V72H112ZM116 73H115V74H116ZM122 73H124V72H122ZM122 73H121V74H122ZM129 73H131V72H129ZM137 73H138V72H137ZM137 73L134 72L135 75H137ZM141 73H142V72H141ZM141 73H140V74H141ZM160 73H161V72H158V73H156V74L162 75V76H160V77H163L164 74H163V73L160 74ZM201 73H200V74H201ZM204 73H206V72H204ZM251 73H253V72H251ZM260 73H261V72H258L259 75H260ZM34 74H35V73H34ZM70 74H71V73H70ZM78 74H79V73H78ZM91 74L93 75L92 72H91ZM91 74H89V75L91 76ZM102 74H103V73H102ZM104 74H105V73H104ZM126 74H123V75L126 76ZM142 74L144 75V74H146V73H142ZM153 74H154V73H153ZM165 74H166V73H165ZM206 74H207V73H206ZM245 74H246V73H245ZM253 74H255V73H253ZM258 74H255L254 76L257 77L256 75H258ZM261 74H262V73H261ZM263 74H264V73H263ZM25 75H26V74H24V76H25ZM31 75H30L28 78L32 77ZM99 75H101V74H99ZM107 75H108V77H106V78H109V76H111L112 74L109 75V73H108ZM113 75H114V73H113ZM212 75H213V73H212ZM259 75H258V76H259ZM69 76H70V75H69ZM87 76H88V75H87ZM101 76H103V75H101ZM105 76H106V75H105ZM115 76H116V75H115ZM115 76H114V77H115ZM119 76H121V75L119 74V75H118V78H119ZM125 76H124V77H125ZM131 76H132V77H129V78L126 79V80H128V85H127V83L125 84V82H124V88H126V87L128 86L127 89H125V91H124V88H123V87H120V88H119L120 90H122L121 88H123V91H119L118 89H115V90H114V91L118 90V92H119L118 94H121V92H123L122 94H125V95H126V96H124V97H125L124 101L126 100V97H127V98H129V97L132 98V97H133V98L135 99V96H133V94H131V96H129V93H130L131 89L133 90V89H137V88H138L137 93L135 92L136 90H135V91L133 90V91L136 93V94H134V95H137V94L139 93V95H138L139 97L142 96V95L145 93V92H144V91H146L145 89H148L147 87H146V88L144 87L143 82L139 83V85L142 84L143 86H142V85H140V86L144 87V89H142V87L139 88V85H138V84H137L138 87H136V86H135V85H136V81L139 82L140 80H141V81H142V80H145L146 83L148 84V82L151 81V79H152L151 76H150L151 79L147 77V76H149V74L146 76L148 79H147V78H142V79L139 78L140 80H137V77L135 78L133 75H131ZM144 76H145V75H144ZM167 76H168V75H167ZM167 76H166V77H167ZM199 76H200V75H199ZM204 76H205V75H204ZM204 76H200V77H199V78H202L201 81H203V77H204ZM260 76H262V75H260ZM34 77H35V75H34L32 78H34ZM36 77H37V76H36ZM61 77H62V76H61ZM72 77H73V76L71 75L69 78H71V79H73V80H71L70 82H69V80H68V82H69V84H70V86H71V89L74 90V88L76 87V86H75L76 83H75L74 77H73V78H72ZM77 77H78V75H77ZM97 77H99V76H97ZM103 77H104V76H103ZM111 77H113V76H111ZM164 77H165V76H164ZM32 78H31V79H32ZM69 78H68V79H69ZM94 78H95V77H94ZM122 78H123V77H122ZM122 78L120 77L119 80L122 79ZM131 78H133V79H131ZM158 78H159V77H158ZM158 78H157V79H158ZM243 78H244V77H243ZM263 78H264V77H263ZM31 79H30V80H31ZM36 79H37V78H35V80H36ZM78 79H80V78L78 77ZM78 79H77V80H78ZM98 79H99V78H98ZM98 79H94V80H98ZM135 79H136V81H135ZM153 79H154V78H153ZM155 79H156V78H155ZM28 80H29V79H28ZM33 80H34V79H33ZM35 80H34V81H35ZM52 80H53V79H52ZM56 80H57V79H56ZM58 80H59V78H58ZM60 80H61V79H60ZM86 80H88V79H86ZM94 80H93V81H94ZM99 80H100V79H99ZM99 80H98V82H100ZM107 80H108V79H107ZM126 80H123V81H126ZM159 80H161V79H159ZM255 80H256V79H255ZM262 80H263V79H262ZM89 81H90V80H89ZM89 81H88V82H89ZM91 81H92V80H91ZM91 81H90V82H91ZM115 81H116V79H115ZM115 81H113V84H114ZM109 82H110V80H109ZM121 82H122V81H120L119 83H121ZM126 82H127V81H126ZM157 82H158V81H157ZM165 82H166V81H165ZM204 82H205V81H204ZM261 82H262V81H261ZM66 83H67V82H66ZM77 83H78V82H77ZM122 83H123V82H122ZM122 83H121V84H122ZM163 83H164V82H163ZM176 83H177V82H176ZM201 83H202V82H201ZM208 83L210 84V82H208ZM69 84H68V86H66V87H69ZM80 84H81V83H80ZM91 84H92V83H91ZM104 84L106 85V83H104ZM108 84H109V83H108ZM121 84H116V85L118 86V85H121ZM153 84H154V83H153ZM205 84H206V83H205ZM209 84H206V85H208L207 87L210 86ZM260 84H261V83H260ZM66 85H67V84H66ZM78 85H79V84H78ZM81 85H82V84H81ZM81 85H80V86H81ZM95 85H97V84H95ZM110 85H111V84H110ZM116 85H115L114 87H117ZM122 85H123V84H122ZM125 85H126V87H125ZM148 85H149V84H148ZM158 85H159V84H158ZM158 85H157V86H158ZM164 85H165V83H164ZM184 85H185V84H184ZM184 85L181 84L182 88H183ZM195 85L198 87L197 83H196ZM195 85H194V86H195ZM199 85H200V84H199ZM206 85H204V86H206ZM261 85H264V83L261 84ZM80 86H78V87H80ZM82 86H85V85H84V82H83V85H82ZM108 86H109V85H108ZM134 86H135L136 88H133ZM150 86H151V84H150ZM153 86H154V85H153ZM176 86H177V85H176ZM178 86H179V83H178ZM196 86H195V89H196ZM86 87H87V86H86ZM86 87H85V88H86ZM90 87H91V86H90ZM90 87H87L86 89H88V88L90 89ZM98 87H99V86H98ZM103 87H104L103 85L100 86V88H103ZM110 87H111V86H110ZM148 87H149V86H148ZM159 87H160V86H159ZM179 87H180V86H179ZM184 87H185V86H184ZM192 87H193V84H192ZM192 87H190V88L186 87V88L191 89ZM219 87H220V86H218V88H215V89L220 90L221 87H220V89H219ZM257 87H258V86H257ZM259 87H261V86H259ZM21 88H22V87H21ZM23 88H25V87H23ZM80 88H81V87H80ZM83 88H84V87H83ZM151 88H152V87H151ZM164 88H165V87H164ZM199 88H200V87H199ZM199 88H198V89H199ZM62 89H63V88H62ZM62 89H61V90H62ZM69 89H70V87H69ZM81 89H82V88H81ZM91 89H93V88H91ZM91 89H90V90H91ZM96 89H97V88H96ZM96 89H95V90H96ZM108 89L110 90V88H108ZM108 89H107V90H108ZM111 89H112V87H111ZM149 89H150V88H149ZM177 89H178V92H180V91H179V88H177ZM177 89H176V90H177ZM188 89H186V90H188ZM193 89H194V87H193ZM200 89H201V88H200ZM24 90H25V89H24ZM24 90H23V92H24ZM72 90H71V91H72ZM97 90H98V89H97ZM101 90H102V89H101ZM109 90H108V91H109ZM151 90H152V89H151ZM168 90H169V88H168ZM180 90H181V89H180ZM184 90H185V89H184ZM258 90H259V89H258ZM260 90H261V89H260ZM20 91H21V90H20ZM63 91H64V90H63ZM67 91H68V90H67ZM78 91H79V90H78ZM92 91H93V90H92ZM99 91H100V90H99ZM104 91H105V90H104ZM149 91H150V90H149ZM161 91H162V90H161ZM166 91H167V90H166ZM182 91H183V89H182ZM205 91H206V90H205ZM209 91H210V90H209ZM211 91H214V88H213V90L211 89ZM23 92H22V93H23ZM60 92H61V91H60ZM60 92H59V93H60ZM68 92H69V91H68ZM68 92H67V93H68ZM79 92L81 93V92H83V91L81 90V91H79ZM106 92H107V91H106ZM106 92H103L105 96L108 95V94H107L108 92H107V93H106ZM111 92H112V94H111ZM111 92L109 91V93H110V94L112 95V97H113V91H111ZM134 92H133V93H134ZM146 92H147V91H146ZM151 92H152V91H151ZM151 92H149V93H151ZM183 92H184V91H183ZM183 92H182V93L180 92L179 94H183ZM185 92H186V91H185ZM206 92H207V91H206ZM215 92H216V90H215ZM247 92H248V90H247ZM247 92H246V94H247ZM262 92H263V91H262ZM262 92H261V93H262ZM55 93H56V92H55ZM55 93H54V94H55ZM57 93H58V92H57ZM59 93H58V95L60 96ZM69 93H70L69 95H71V94L74 93V92L72 91V93H71V92H69ZM75 93H77V92H75ZM80 93H79V94H80ZM85 93H86V92H85ZM91 93H92V92H91ZM91 93L89 92L90 95H91ZM114 93H115V92H114ZM149 93H148V94H149ZM152 93H153V92H152ZM173 93H175V92H173ZM203 93H204V92H203ZM212 93H213V92H212ZM261 93H259V95H260ZM62 94H63V93H62ZM77 94H78V93H77ZM95 94H96V93H95ZM95 94H94V96H95ZM98 94H100V93H98ZM106 94H107V95H106ZM110 94H109V96H110ZM115 94H116V96H117V91H116ZM122 94H121V96H122ZM145 94H146V93H145ZM167 94H168V93H167ZM167 94H166V95H167ZM176 94H177V91H176L175 95H176ZM179 94H177V95L179 96ZM206 94H207V93H206ZM216 94H217V93H216ZM244 94H245V93H244ZM58 95H56V96L54 95V96H53V97L57 98V99H55V100H58V99H59V98H58ZM66 95H67V94H66ZM69 95H67V99H70L71 97L73 98V97H76V96H77V95H76V96L73 95V96H70V97L68 98ZM96 95H97V94H96ZM152 95H154V94H152ZM158 95H159V94H158ZM158 95H157V96H158ZM164 95H165V94H164ZM191 95H192V94L190 93V90H189V93H188L187 95H186V93H185L184 97H189V98H190ZM201 95H202V94H201ZM241 95H242V94H241ZM248 95H249V94H248ZM61 96H64V95H61ZM79 96H80V95H79ZM81 96H82V95H81ZM101 96H102V97H101ZM101 96H100V97L95 96V97H96V99H95L96 101H95V100L93 101V102H94V105H92L93 102H91L93 99L90 100L89 102H88V101H86V102H87V103H92V104H90L89 106H93V107H92V109H93L94 107H96V102L99 101V102H97V103H101L100 100H102V99L105 97V96L103 97V95H101ZM147 96H148V95H147ZM147 96L145 97L144 100H146ZM182 96H183V95H182ZM182 96H181V97H182ZM218 96H219V95H218ZM254 96H255V95H254ZM257 96H258V95H257ZM262 96H263V95H262ZM64 97H65V96H64ZM97 97H98V98H97ZM112 97H111V98H112ZM122 97H123V96H122ZM122 97H121V98H122ZM124 97H123V98H124ZM163 97H164V96H163ZM167 97H168V96H167ZM172 97H173V96H172ZM179 97H180V96H179ZM181 97H180V98H181ZM184 97H182V98H183L182 100L187 99V98H184ZM214 97H215V96H214ZM214 97H213V98L210 97V98L213 100ZM249 97H252V95H251V96L249 95ZM249 97H248V98H249ZM260 97H261V96H260ZM260 97H259V99H260ZM37 98H38V97H37ZM60 98H61V97H60ZM86 98H88V97H86ZM113 98H114V97H113ZM123 98H122V102H121V104H123ZM142 98H144V97L142 96L141 99H142ZM164 98H165V97H164ZM175 98H176V97H175ZM180 98H179V99H180ZM210 98H208V99H210ZM238 98H239V97H238ZM245 98H246V97H245ZM261 98H262V97H261ZM64 99H66V98H64ZM67 99H66V100H67ZM75 99H77V98H75ZM89 99H90V98H88V100H89ZM97 99H99V100H97ZM104 99H105V98H104ZM108 99H110V97H108ZM115 99H116V98H115ZM115 99H113V100H115ZM141 99H140V100H141ZM153 99H154V98H153ZM169 99H170V98H169ZM171 99L173 100V98H171ZM176 99H177V98H176ZM198 99H199V98H198ZM198 99H196V100H198ZM71 100H72V99H71ZM78 100H79V99H78ZM78 100H77V101L75 100L76 102L73 101V102H71V103L76 104V103L78 102ZM83 100H86V99L83 98ZM111 100H112V99H111ZM127 100H128V99H127ZM137 100H138V99H137ZM142 100H143V99H142ZM177 100H178V99H177ZM196 100H195V101H196ZM215 100H216V99H215ZM254 100H256V99H254ZM263 100H264V99H263ZM52 101H54V100L52 99ZM63 101H64V100H63ZM67 101H70V100H67ZM80 101H81V100H80ZM102 101H103V103H104L105 100H102ZM106 101H107V100H106ZM118 101H121V100H118ZM128 101H129V100H128ZM132 101H133V100H132ZM132 101H131V102H132ZM149 101H150V100H149ZM174 101H175V100H174ZM174 101H172V102H174ZM178 101H179V100H178ZM180 101H181V99H180ZM184 101H185V100H184ZM220 101H221V100H220ZM222 101H223V100H222ZM222 101H221V102H222ZM224 101H225V100H224ZM226 101H228V100H226ZM236 101H237V100H236ZM261 101H262V100H261ZM54 102L56 103V101H54ZM61 102H62V99H61ZM83 102H84V101H83ZM115 102H117V100H116ZM115 102H113V103L115 104ZM131 102H129V103H131ZM134 102H135V100H134ZM137 102H138V101H137ZM176 102H177V101H176ZM181 102L183 103V101H181ZM193 102H194V101H193ZM197 102H198V101H197ZM209 102H210V100H209ZM209 102H208V103H209ZM217 102H218V100H217ZM231 102H232V101H231ZM239 102H240V101H239ZM248 102H249V101H248ZM250 102H251V101H250ZM250 102H249V104H250ZM255 102H256V101H254V102L252 101V105H253ZM263 102H264V101H262V103H263ZM67 103H69V102H67ZM103 103H102V104H103ZM118 103H119V102H118ZM129 103H128V104H129ZM146 103H147V102H146ZM177 103H180V102H177ZM185 103H186V102H185ZM200 103H201V101L199 102V104H200ZM203 103H204V102H203ZM211 103H212V102H211ZM258 103H259V102H258ZM258 103H257V104H258ZM262 103H261V104H262ZM53 104H54V103H53ZM73 104H71V108L73 107V106H72ZM82 104H83L82 106H84V104H86V103L84 102V103H82ZM110 104H112V101H111ZM114 104H113V105H114ZM119 104H120V103H119ZM119 104H118V105H119ZM125 104H126V103L124 102L123 107L128 105V104H126V105H125ZM131 104H132V103H131ZM135 104H136V106H137V103H136V102H135ZM135 104H133V105H135ZM144 104H145V103H144ZM193 104H194V103H193ZM257 104H256V105H257ZM259 104H260V103H259ZM47 105H49V104H47ZM67 105H68V104H67ZM77 105H80V103L77 104ZM99 105H100V104H99ZM104 105H105V104H104ZM116 105H117V104H116ZM129 105H130V104H129ZM170 105L173 106V104H170ZM210 105H211V104H210ZM227 105H228V104H226V106H227ZM235 105H236V104H235ZM247 105H248V104H247ZM252 105H250V107H251ZM45 106H46V105H45ZM45 106H44V107H45ZM82 106H80V107L77 106V107L80 109ZM85 106H86V105H85ZM102 106H103V105H102ZM108 106H109V105H108ZM110 106H112V105H110ZM131 106H132V105H131ZM176 106H178V104H176ZM215 106H216V105H215ZM240 106H241V105H240ZM248 106H249V105H248ZM44 107H43V108H44ZM66 107H67V106H66ZM68 107H70V106H68ZM75 107H76V106H75ZM114 107H115V105H114ZM120 107H121V106H120ZM120 107H119V108H120ZM133 107H134V106H133ZM162 107H163V106H162ZM162 107H161V108H162ZM209 107H210V106H209ZM254 107H255V106H254ZM260 107H261V106H260ZM260 107H258V108H260ZM47 108H48V107H47ZM47 108L45 107V109H47ZM78 108H77V109H78ZM87 108H88V107L86 106V109H87ZM98 108H99V106H98ZM137 108H138V106H137ZM145 108L147 109V106H145ZM224 108H225V106H224ZM252 108H253V107H252ZM262 108H263V107H261V109H262ZM77 109H76V110H77ZM81 109H82V108H81ZM84 109H85V107H84ZM86 109H85V112H86ZM90 109H91V108H90ZM92 109H91V111H92ZM115 109H116V107H115ZM120 109H121V108H120ZM122 109H123V108H122ZM143 109H144V107H143ZM163 109H164V107H163ZM168 109H170V108H168ZM221 109H223V108H219L218 111L221 112V111H220ZM226 109H227V108H225L223 111H225V112L228 111V110H226ZM241 109H242V108H241ZM95 110H96V109H95ZM95 110H94V111H95ZM100 110H101V108H100ZM107 110H108V109H107ZM109 110H110V109H109ZM111 110H112V109H111ZM131 110H132V109H131ZM147 110H148V109H147ZM197 110H198V109H197ZM199 110H200V109H199ZM209 110H213V109H209ZM209 110H208V111H209ZM230 110H232V109H230ZM245 110H248V109H245ZM245 110H244V111H245ZM250 110H251V109H250ZM258 110H260V109H258ZM37 111H38V110H37ZM37 111H36V112H37ZM55 111H56V110H55ZM68 111H69V110H68ZM68 111H67V112H68ZM144 111L146 112L145 109H144ZM160 111H161V110H160ZM162 111H163V110H162ZM162 111H161V112H162ZM180 111H181V110H180ZM186 111H187V110H186ZM204 111H205V110H204ZM208 111H206V112H208ZM218 111H217V113H218ZM239 111H240V110H239ZM244 111H241V112L243 113ZM248 111H249V110H248ZM252 111H253V109H252ZM256 111H257V110H256ZM262 111H263V110H262ZM36 112H35V113H36ZM59 112H60V111H59ZM80 112H81V111H80ZM82 112H84V110H82ZM89 112H90V111H89ZM107 112H108V111H107ZM107 112H106V113H107ZM121 112H122V113L120 114V115H121V118H122V117H126V114H125V116H122V114L124 113L123 110H122ZM126 112H127V111H126ZM140 112H141V111H140ZM142 112H143V110H142ZM142 112H141V113H142ZM145 112H144V113H145ZM169 112H170V111H169ZM187 112H188V111H187ZM260 112H261V111H260ZM64 113H65V112H64ZM76 113H77V112H76ZM76 113H75V115H76ZM110 113H111V111H110ZM112 113H113V112H112ZM117 113H118V112H117ZM144 113H143V114H144ZM149 113H151V111H150ZM149 113H148V114H149ZM165 113H166V110H165ZM165 113H164V114H165ZM209 113H210V111H209ZM209 113H208V114H209ZM217 113H216V114H217ZM230 113H231V112H230ZM238 113H239V112H238ZM250 113H252V112H250ZM258 113H259V111H258L257 113H255V110H254V112H253V114H258ZM55 114L57 115V113H55ZM55 114H54V115H55ZM59 114H60V113H58V116H59ZM61 114H63V113H61ZM80 114H82V113H80ZM83 114H84V113H83ZM114 114H115V113H114ZM114 114H113V115H114ZM127 114H128V113H127ZM146 114H147V113H146ZM148 114H147V115H148ZM167 114H168V113H167ZM199 114H200V113H199ZM199 114H198V115H199ZM205 114H206V113H205ZM225 114H226V113H225ZM244 114H245V113H243V115H244ZM247 114H249V112H248ZM260 114H261V113H260ZM77 115H78V113H77ZM105 115H106V114H105ZM118 115H119V113L117 114V116H118ZM147 115H146V116H147ZM200 115L202 116L203 114H200ZM230 115H231V114H230ZM232 115H233V114H232ZM232 115H231V116H232ZM241 115H242V114H241ZM243 115H242V116H243ZM250 115H252V114H250ZM250 115H248V116H250ZM58 116H57V117H58ZM62 116H63V115H62ZM62 116H61V117H62ZM64 116H65V115H64ZM115 116H116V114H115ZM133 116H134V115H133ZM136 116H137V115H136ZM142 116H143V115H142ZM142 116H141V117H142ZM146 116H145V117H146ZM206 116H207V115H206ZM215 116H216V115H215ZM231 116H230V117H231ZM246 116H247V115H246ZM256 116H257V115H256ZM67 117H69V116H67ZM72 117H73V115H72ZM104 117H106V116H104ZM119 117H120V116H119ZM134 117H135V116H134ZM145 117H142V118L145 120ZM202 117H203V116H202ZM207 117H208V116H207ZM207 117H206V118H207ZM209 117H210V115H209ZM216 117H217V116H216ZM223 117H224V114H223ZM225 117H226V116H225ZM227 117H229V116H227ZM230 117H229V118H230ZM244 117H245V116H244ZM257 117H258V116H257ZM261 117H262V119L264 118L263 116H261ZM54 118H55V120H56V117H54ZM58 118H60V117H58ZM58 118H57V119H58ZM74 118H75V117H74ZM98 118H99V117H98ZM117 118H118V117H117ZM117 118H116V119H117ZM166 118H167V117H166ZM174 118H175V117H174ZM188 118H189V116H188ZM200 118H201V117H200ZM203 118H204V117H203ZM219 118H220V117H219ZM229 118H228V119H229ZM231 118H233V117H231ZM252 118H254V117H252ZM52 119H53V118H52ZM63 119H64V118L62 117L61 121H62ZM65 119H66V121H67V119H68V121H69V120L72 119V118H66V116H65ZM82 119H83V118H82ZM82 119H81V120H82ZM123 119H124V118H123ZM128 119H130V118H128ZM143 119H142L141 121H143ZM163 119L166 121L165 117H164ZM201 119H202V118H201ZM204 119H205V118H204ZM204 119H203V120H204ZM217 119H218V118H217ZM220 119H221V118H220ZM259 119H260V121L262 120L261 118H259ZM55 120H54V121H55ZM58 120H59V119H58ZM84 120H87V119H84ZM89 120H90V119H89ZM132 120H133V119H132ZM139 120H140V119H139ZM203 120H202V121H203ZM49 121H50V120H49ZM49 121H48V122H49ZM63 121H64V120H63ZM63 121H62V122H63ZM66 121H65V122H66ZM68 121H67V122H68ZM91 121H93V120L91 119ZM106 121H110V122H111V120H106ZM116 121H117V120H116ZM135 121H138V120H135ZM141 121H140V122H141ZM161 121H163V120H161ZM204 121H205V120H204ZM207 121H208V119H207ZM228 121H229V120H228ZM257 121H258V120H257ZM260 121H259V122H260ZM26 122H27V121H26ZM69 122H70V121H69ZM71 122L73 123V119L71 120ZM74 122H75V121H74ZM80 122H81V121H80ZM82 122H83V121H82ZM94 122H96V121H94ZM102 122H103V121H102ZM117 122L120 123V120L118 119ZM121 122H122V121H121ZM133 122H134V121H132V123H133ZM138 122H139V121H138ZM143 122H144V121H143ZM196 122H197V121H196ZM205 122H206V121H205ZM212 122H213V121H211V123H212ZM20 123H21V122H20ZM78 123H79V120H78V122L75 123V124L78 125ZM106 123L108 124L109 122H106ZM106 123H104V124H105L104 127L106 126ZM111 123L113 124V121H112ZM165 123H166V122H164V124H165ZM207 123H208V122H207ZM211 123H210V125H211ZM214 123H215V122H213V124H214ZM18 124H19V123H18ZM21 124H22V123H21ZM47 124H48V123H47ZM47 124H46V125H47ZM53 124H54V123H53ZM58 124H59V123H58ZM65 124L70 125L71 123H65ZM75 124H74V125H75ZM136 124H137V123H136ZM180 124H182V123H180ZM180 124L178 123L179 126L177 127V131L174 130V128H173V130H174V131L172 130V132L174 133V134L172 133L173 135H175V134L177 135L178 133H179V135H180V134H181V132H180L181 130H182V132H183V127H184V125H183V127H181ZM204 124H206V123H204ZM56 125H57V122H56ZM72 125H73V124H72ZM101 125H103V123H102ZM110 125H111V124H109V126H110ZM113 125H114V124H113ZM128 125H129V127H131L129 123H128ZM131 125H132V124H131ZM134 125H135V124H133L132 126H134ZM142 125L144 126L145 124H142ZM142 125H140V127H141ZM206 125H207V124H206ZM210 125H208V126L210 127ZM234 125H235V124H234ZM51 126H52V125H51ZM62 126H65V125H62ZM84 126H85V128H86L88 125L85 124V125H82V127H81V126H80V127H81V128H84ZM126 126H127V125H126ZM135 126H137V125H135ZM143 126H142V127H143ZM161 126H162V125H161ZM163 126H165V125H163ZM163 126H162V127H163ZM176 126H177V125H176ZM176 126H174V127H176ZM240 126H241V125H240ZM243 126H244V125H243ZM47 127H48V125H47ZM54 127L56 128L55 125H54ZM57 127H59V126L57 125ZM101 127L103 128V126H101ZM111 127H113V126H111ZM114 127H115V125H114ZM114 127H113V128H114ZM129 127H128V128L126 127L127 131H128V129H129ZM142 127H141V128H142ZM162 127H160V128H162ZM206 127H207V126H206ZM61 128H62V127H60V129H61ZM63 128H65V127H63ZM74 128H75V127H74ZM81 128H80V129H81ZM88 128H89V127H88ZM99 128H100V126H99ZM106 128H108V127H106ZM113 128H111V129L113 130ZM164 128H165V127H164ZM199 128H200V127H199ZM199 128H198V129H199ZM202 128H203V126H202ZM202 128H200V129H202ZM241 128H242V127H241ZM47 129H48V128H47ZM96 129H98V128H96ZM103 129H104V128H103ZM108 129H110V127H109ZM108 129H105V132H107L106 130H108ZM136 129H137V128H136ZM188 129H189V128H188ZM204 129L209 130L208 127H207V128H204ZM204 129H203V130H204ZM50 130H51V129H50ZM50 130H49V131H50ZM56 130L58 131L57 128H56ZM56 130H55V132H56ZM89 130H90V128H89ZM100 130H101V129H100ZM100 130H99V131H100ZM130 130H132V127H131ZM130 130H129V133L132 132V131L130 132ZM203 130H201L200 133H201ZM207 130H206V131H207ZM47 131H48V130H47ZM49 131H48V132H49ZM84 131H85V130H84ZM97 131H98V130H97ZM99 131H98V132H99ZM101 131H102V130H101ZM101 131H100V132H101ZM142 131H143V130H142ZM142 131H140V133H141ZM198 131H199V130H197V131H195V132H198ZM50 132H51V131H50ZM55 132H53L52 135H53ZM109 132H110V130H108V133H109ZM123 132H124V135H125V133H126L125 130H124ZM143 132H144V131H143ZM234 132H235V131H234ZM239 132H240V131H239ZM241 132H242V131H241ZM75 133H76V132H75ZM101 133H103L102 135L100 134L101 137L97 135V136L99 137V140L96 139L97 141H95L96 144L98 145V150H99V151L101 150V149H99V148H103V147H100V146L102 145L103 142H100V146H99V144H98L99 141H102V140H103V139H102V140H100V139L103 137V135H104V137H105V136H108V134L105 133V134H106V135H105L104 132H101ZM129 133L126 134L125 136L129 135ZM136 133H138V132H136ZM153 133H155V131H153ZM203 133H204V132H203ZM42 134H43V133H42ZM96 134H98V133H96ZM138 134H139V133H138ZM138 134H136V135H138ZM145 134H146V133H145ZM198 134H199V132H198L197 134H195V135L193 134V136H191V137H185V138L182 139L179 143L183 142L184 144H189V145L195 146L196 144H198L197 142H198V140L200 139V137L198 136ZM201 134H202V133H201ZM218 134H219V136H218V138H217L218 142H219V141L223 142V140H224V138H225V134H224V133H223V134H220V132H219ZM218 134H217V135H218ZM235 134H237V133H235ZM94 135H95V133H94ZM142 135H143V134H142ZM154 135H157V134H154ZM199 135H200V134H199ZM202 135H203V134H202ZM75 136H76V135H75ZM109 136H110V134H109ZM180 136H181V135H180ZM180 136H178V137L180 138ZM242 136H243V135L240 134L239 137H242ZM94 137H95V136H94ZM171 137L173 138V136H171ZM174 137H175V138H178V137H176V136H174ZM259 137H260V136H259ZM259 137H258V140L260 141L261 137H260V139H259ZM54 138H55V137H54ZM95 138H96V137H95ZM108 138H109V137H108ZM108 138H107V140H108ZM252 138H253V137H252ZM255 138H256V137H255ZM109 139H110V138H109ZM241 139H242V138H241ZM256 139H257V138H256ZM105 140H106V139H105ZM105 140H103V141H105ZM143 140H144V139H143ZM170 140H172V139H170ZM248 140H249V139H248ZM113 141H115V139H114ZM140 141H141V143H143V141H142L141 139H140ZM167 141H168V140H167ZM236 141H237V140H236ZM105 142H106V141H105ZM109 142L111 143V141H109ZM129 142H130V141H129ZM144 142H145V141H144ZM149 142L151 143V141H147V142H145V144H142V146L140 145V146L142 147V149H143V145H146V143L149 144ZM168 142H169V141H168ZM170 142H171V141H170ZM245 142H246V141H245ZM247 142H248V141H247ZM110 143H109V144H110ZM137 143H138V142H137ZM141 143H140V144H141ZM175 143H176V142H175ZM183 143H182V144H183ZM237 143H238V142H237ZM260 143H262V140H261ZM26 144H27V143H26ZM135 144H136V143H135ZM184 144H183V145H184ZM249 144H250V142H249ZM249 144H248V146H249ZM254 144H258V143L254 141ZM107 145H108V144H107ZM110 145H113V144H110ZM110 145H108L109 148L107 147V149H109V150L111 151V150H112L111 148H112L113 146L110 148ZM138 145H139V144H138ZM154 145H155V144H154ZM179 145H180V144H179ZM221 145H223V143H221ZM238 145H239V144H238ZM245 145H246V144H245ZM245 145H244V146H245ZM250 145H251V144H250ZM252 145H253V144H252ZM252 145H251V146H252ZM258 145H259V144H258ZM258 145H256V146L253 145V146H254V147H258ZM136 146H137V145H136ZM146 146H147V145H146ZM146 146H145V147H146ZM184 146H185V145H184ZM204 146H206V145H204ZM251 146H250V148H251ZM253 146H252V148H254ZM261 146H262V145H261ZM179 147H180V146H179ZM181 147H182V145H181ZM133 148H134V147H133ZM137 148H138V146H137ZM171 148H172V147H171ZM237 148H238V147H237ZM242 148H243V147H242ZM248 148H249V147H248ZM258 148H260V147H258ZM131 149H132V147H131ZM139 149H140V147H139ZM181 149H182V148H181ZM262 149H264L263 146H262ZM102 150H103V149H102ZM132 150H134V149H132ZM140 150H141V149H140ZM244 150H246V149H244ZM256 150H257V149H256ZM99 151H97V153H100V152H101V151H100V152H99ZM103 151H104V150H103ZM130 151H131V150H130ZM135 151H138V150L136 149ZM241 151H242V149H241ZM262 151H263V150H262ZM262 151H261V152H262ZM107 152H108V151H107ZM107 152H106V150L104 151L103 154H102V152H101L102 156H103L105 153H107ZM133 152H134V151H133ZM133 152L131 151V154L129 153V156H128V157L126 156V157H127V158L131 157L130 155H132ZM244 152H245V151H244ZM244 152H243V153H244ZM258 152H259V151H258ZM108 153H109V152H108ZM134 153H136V152H134ZM95 154H96V153H95ZM101 154H98V155L101 157ZM109 154H111V152H110ZM109 154H107V155L105 154L104 157H107ZM136 154H138V153H136ZM263 154H264V153H263ZM263 154H262V155H263ZM92 155H93V154H92ZM96 156H97V155H96ZM132 156H133V155H132ZM241 156H242V155H241ZM263 156H264V155H263ZM263 156H262V157H263ZM24 157H25V156H24ZM45 157H46V156H45ZM92 157H93V156H92ZM100 157H99V158H100ZM126 157H125V158H126ZM244 157H245V156H244ZM262 157H261V158H262ZM94 158H95V155H94ZM97 158H98V156H97ZM125 158H124V160L127 161V159H125ZM135 158H136V157H135ZM137 158H138V157H137ZM223 158H224V157H222V160H223ZM256 158H257V157H256ZM43 159H45V158H43ZM212 159H213V158H212ZM214 159H215V158H214ZM95 160H96V158H95ZM122 160H123V159H122ZM124 160H123V161H124ZM128 160H129V159H128ZM220 160H221V159H220ZM243 160H244V159H243ZM215 161H216V160H215ZM254 161H255V160H254ZM254 161H253V164H254ZM119 162H121V161H119ZM127 162H128L129 165H130V161H127ZM139 162H140V161H139ZM139 162H136L137 165H138ZM224 162H225V160H224ZM231 162H232V161H231ZM247 162H248V161H246V164H247ZM258 162H259V161H258ZM124 163L127 165L126 162H124ZM133 163H135V162H133ZM136 163H135V164H136ZM210 163H211V162H210ZM215 163H217V165H219V164H218V161L215 162ZM219 163L221 164L220 161H219ZM227 163H228V162H227ZM232 163H234V162H232ZM238 163H240V162H238ZM238 163H237V166H238ZM119 164H120V163H119ZM119 164L117 163V165H116L117 167H115V168H118V165H119ZM121 164H123V163L121 162ZM125 164H124V165H119V167H120V166H124V167H125ZM135 164H134V168H136V167H135ZM223 164H224V163H223ZM225 164H226V163H225ZM249 164H251V163H249ZM249 164H247V166H251V165H249ZM255 164H256V163H255ZM217 165H216V166H217ZM221 165H222V164H221ZM227 165H228V164H227ZM244 165H245V163H244ZM257 165H259V164H256V165H253V166H257ZM88 166H89V165H88ZM127 166H128V165H127ZM223 166H224V165H223ZM229 166H230V165H229ZM259 166H260V165H259ZM124 167H123V168H124ZM128 167H130V166H128ZM128 167H127V168H128ZM208 167H209V166H208ZM210 167H211V166H210ZM218 167H222V166H218ZM225 167H226V165H225ZM232 167L234 168V166H232ZM241 167L244 168V166H241ZM262 167H264V166L262 165ZM262 167H261V168H262ZM88 168H90V166H89ZM125 168H126V167H125ZM127 168H126L125 170H123V172L126 171V170H128ZM206 168H207V166H206ZM212 168H213V170H214V166H213V165H212ZM222 168H223V167H222ZM222 168H220V169H222ZM227 168H228V166H227ZM136 169H137V168H136ZM209 169H210V168H209ZM224 169L226 170V168H223L222 172L224 171ZM228 169H229V168H228ZM228 169H227V170H228ZM230 169H231V170H230ZM230 169H229V170H230V172H231V175L226 176V177L223 176V175H224V172H223V174H222V172H220V170H219V175H220V177L223 179L222 182H225V183L223 184V185L225 186V189L223 188L224 190H223V189L221 190V196H222V199H220V200L222 201V202H221L222 204H223V202H227V201L229 202V200H230V201H231V200H234L235 203L232 204V205H233V209H234V208H235V207H236L241 201L243 202V200L247 198V197H246V198L244 197V198H242L243 200L240 199V197H241L244 193H246L247 191H250V190L252 191L253 189H254V190H255V189H256V190H260V188H262V187H260V185L256 184V183L254 182V179L252 180L251 177L248 178V176H246L244 172H241V173L239 172V173H240L239 176L241 177V178L239 177V178L241 179V183H240L241 185H240V186H236V185L234 184V182L232 181V177H235L234 174L237 173L238 171H236V169H235V171H234V169H232V168H230ZM241 169H242V168H241ZM246 169H248V170H250V172L252 171V173H254V172H253V170H254L253 168H251V169H253V170L249 169V167H246ZM258 169H260V168H258ZM117 170H118V169H117ZM119 170L121 171L122 169L119 168ZM216 170H217V168H216ZM227 170H226V171H227ZM248 170H247V171H248ZM128 171H129V170H128ZM134 171H135V170H134ZM140 171H141V170H140ZM206 171H207V170H206ZM226 171H225V173H227ZM255 171H256V170H255ZM257 171H258V170H257ZM208 172L211 173L210 170L207 171V173H208ZM215 172H216V171H215ZM245 172H246V171H245ZM258 172H259V171H258ZM113 173H114V171H113ZM113 173H112V174H113ZM121 173H122V172H121ZM125 173H127V172H125ZM135 173H137V171H135ZM207 173H205V174H207ZM209 173H208V174H209ZM228 173H229V172H228ZM255 173H256V172H255ZM255 173H254V174H255ZM259 173H260V172H259ZM259 173H258V174H259ZM112 174H110V175H112ZM117 174H118V173H117ZM117 174H116L115 177H118V175L120 174V172H119L118 175H117ZM237 174H238V173H237ZM247 174H248V173H247ZM263 174H264V173H263ZM114 175H115V174H114ZM121 175H122V174H121ZM124 175H126V174H123V176H124ZM212 175H213V174H212ZM251 175H253V174H251ZM256 175H257V173H256ZM129 176H130V175H129ZM129 176H128V177H129ZM205 176H206V175H205ZM216 176H217V175H216ZM110 177H111V176H110ZM192 177H193V176H192ZM207 177H208V176H207ZM211 177H212V176H211ZM214 177H215V176H214ZM259 177H260V175H259ZM78 178H79V176H78ZM221 178H219V179H221ZM126 179H127V177H126ZM128 179H129V178H128ZM194 179H195V178H194ZM206 179H207V178H206ZM208 179H209V178H208ZM208 179H207L206 181H208ZM222 179H221V180H222ZM183 180H184V178H183ZM186 180H188V179H186ZM190 180H191V179H190ZM190 180H189V181H190ZM192 180H193V178H192ZM211 180H213V179H211ZM217 180H218V179H217ZM233 180H234V179H233ZM255 180H258V178L255 179ZM180 181H181V180H180ZM209 181H210V180H209ZM258 181H259V180H258ZM263 181H264V180H263ZM156 182H157V181H156ZM172 182H173V181H172ZM175 182H176V181H175ZM175 182H174V183H175ZM183 182H185V180H184ZM195 182H196V179H195ZM210 182L212 183V181H210ZM213 182H214V180H213ZM215 182H216V181H215ZM140 183H141V182H140ZM163 183L166 184L165 182H163ZM176 183H177V182H176ZM186 183L188 184V182H186ZM189 183H190V182H189ZM217 183H218V181H217ZM135 184H136V183H135ZM141 184H143V183H141ZM171 184H173V183H171ZM187 184H186L185 186H184V184H183V187H185V189H186V187H187ZM192 184H193V183H192ZM127 185H128V184H127ZM127 185H125V186L127 187ZM144 185H145V183H144ZM147 185H148V184H147ZM149 185H150V184H149ZM151 185H152V184H151ZM162 185H163V184H162ZM193 185H196V184H193ZM197 185H198V184H197ZM199 185H200V184H199ZM207 185H209V184H207ZM261 185H263V184H261ZM128 186H129V185H128ZM132 186H134V184H133ZM145 186H146V185H145ZM166 186H167V185H166ZM166 186H165V187H166ZM171 186H172V185H171ZM177 186H178V185H177ZM180 186H182V185L179 184L178 187H180ZM189 186H190V185H189ZM189 186H188V187H189ZM212 186H213V185H212ZM212 186H210V187H212ZM215 186H216V183H215ZM263 186H264V185H263ZM115 187L118 188V185L115 186ZM129 187H131V186H129ZM141 187L143 188V185H142ZM178 187H176V190H175V191L178 190ZM192 187L194 188V190H195V187H196V190H197V188H198L197 186H191V188H192ZM199 187H200V186H199ZM222 187H223V186H222ZM144 188H145V187H144ZM150 188H152V186H151ZM159 188H160V187H159ZM162 188H163V187H162ZM166 188L168 189V186H167ZM166 188H165V190H166ZM169 188H170V185H169ZM181 188H182V187H181ZM212 188H213V187H212ZM115 189H116V188H115ZM120 189H121L122 191L124 190V189H122V188H118V189H116V191H117V190H120ZM125 189H126V188H125ZM139 189H140V188H139ZM152 189H153V188H152ZM171 189H172V190H171ZM171 189H170V190L173 191V187H172ZM183 189H184V188H183ZM188 189H189V188H188ZM188 189H187V190H188ZM204 189H205V188H204ZM210 189H211V188H209V186H208V192L210 191ZM214 189H215V188H213V189L211 190V194H212V195L215 194V192L213 191ZM262 189H263V188H262ZM130 190H131V189H130ZM130 190H129V191H130ZM134 190H137V189H134ZM140 190H141V189H140ZM143 190H144V189H143ZM153 190L155 191L156 189H153ZM162 190H164V188H163ZM168 190H169V189H168ZM201 190H202V189H201ZM111 191H112V190H111ZM114 191H115V190H114ZM125 191H126V190H125ZM127 191H128V190H127ZM144 191H145V190H144ZM147 191H148V189H147ZM147 191H146V192H147ZM157 191L159 192L160 189H158ZM157 191H156V193H157ZM178 191H181V190H178ZM178 191H177V194L180 193V192H178ZM182 191H183V190H182ZM191 191H192V190H191ZM197 191H198V190H197ZM217 191L219 192L218 188H217ZM251 191H250V192H251ZM261 191H263V190H261ZM131 192H132V191H131ZM136 192H138V191H136ZM136 192H135V193H136ZM140 192H142V191H140ZM140 192H139V193H140ZM161 192H162V191H161ZM208 192H207V193H208ZM250 192H249V193H250ZM255 192H256V191H255ZM255 192H254V193H255ZM106 193H107V192H106ZM111 193H112V192H111ZM117 193H118V194H116V195H119L120 192H117ZM123 193H124V192H123ZM128 193H129V192H128ZM133 193H134V191H133ZM133 193H131V194H133ZM163 193L165 194L166 191H165V192L163 191ZM184 193H185V192H184ZM187 193H188V192H187ZM190 193H191V192H189V194H190ZM201 193H202V192H201ZM107 194H109V193H107ZM112 194H114V193H112ZM120 194H121V193H120ZM129 194H130V193H129ZM129 194H128V195H129ZM140 194H142V193H140ZM148 194H149V193H148ZM151 194H152V191H151ZM169 194H170V193H169ZM174 194H175V193H173V195H174ZM177 194H175V195H177ZM193 194H194V193H192V196H190L191 198L194 197ZM199 194H200V193H199ZM116 195H115V196H116ZM122 195L125 196L126 194L124 193V194H122ZM137 195H138V193H137ZM145 195L147 196V194H145ZM171 195H172V194H171ZM186 195H187V194H186ZM186 195H185V196H186ZM140 196H141V195H140ZM153 196H154V193H153ZM163 196H165V195H163ZM167 196H168V194L166 195V197H167ZM177 196H178V195H177ZM179 196H180V194H179ZM187 196H189V195H187ZM219 196H220V195H219ZM249 196H250V195H249ZM129 197H130V196H129ZM134 197H135V196H134ZM138 197H139V195H138ZM143 197H144V196H143ZM148 197H149V195H148ZM150 197H152V196H150ZM150 197H149V198H150ZM190 197H189V198H190ZM208 197H209V196H208ZM217 197H218V196H217ZM257 197H258V196H257ZM141 198H142V197H141ZM152 198H153V197H152ZM152 198H151V199H152ZM162 198H164V197H162ZM175 198L177 199V197H175ZM183 198L185 199V197H183ZM183 198H182V199H183ZM191 198H190V199H191ZM213 198H214V197H213ZM215 198H216V197H215ZM248 198H249V197H248ZM252 198H253V196H252ZM135 199H136V198H134V199H132V200H135ZM143 199H146V201H147V198H143ZM143 199H142V200H143ZM151 199H150V200H151ZM155 199H156V198H155ZM155 199H154V200H155ZM170 199H171V198H170ZM176 199H175V200H176ZM180 199H181V198H180ZM196 199H197V198H195V200H196ZM254 199H255V198H254ZM54 200H55V198H54ZM136 200H137V199H136ZM138 200H139V198H138ZM138 200H137V201H138ZM157 200H160L159 197H158ZM157 200H155V201H157ZM173 200H174V199H173ZM173 200L171 199V201H173ZM192 200H193V199H192ZM210 200H211V199H210ZM214 200H215V199H214ZM216 200L218 201V199H216ZM216 200H215V201H216ZM262 200H263V199H262ZM144 201H145V200H144ZM162 201L164 202V200H162ZM168 201H169V200H168ZM180 201H181V200H180ZM215 201H214V202H215ZM250 201H251V200H250ZM160 202H161V201H160ZM165 202H166V201H165ZM174 202H175V201H174ZM184 202H185V200H184ZM198 202H199V200H198ZM149 203H151V202L149 201ZM155 203H156V202H155ZM247 203H248V202H247ZM102 204H103V203H102ZM157 204H159V203H157ZM157 204H156V205H157ZM160 204H161V203H160ZM164 204H165V203H164ZM169 204H171V202H170ZM169 204H168V206H170ZM172 204H174V203H172ZM181 204H182V203H181ZM191 204H192V203H191ZM199 204H200V202H199ZM219 204H220V203H219ZM228 204H229V203H228ZM228 204H227V205H228ZM143 205H144V204H143ZM161 205H162V204H161ZM161 205H160V206H161ZM175 205H176V204H175ZM183 205H185V204H183ZM186 205H187V204H186ZM188 205H189V204H188ZM193 205H194V204H193ZM196 205H197V203H196ZM224 205H226V204H224ZM224 205H223V206H224ZM229 205H230V204H229ZM151 206H152V205H151ZM163 206H165V205H163ZM172 206H174V205H172ZM190 206H192V205H190ZM197 206H198V205H197ZM239 206H240V205H239ZM180 207H181V206H180ZM192 207H193V206H192ZM195 207H196V206H195ZM202 207H203V206H202ZM227 207H228V206H227ZM237 207H238V206H237ZM71 208H72V207H71ZM150 208H151V207H150ZM153 208H154V210H151V211L154 212V211H156L155 209L160 208V207L157 206V207L155 208V207L153 206ZM164 208H165V207H164ZM172 208H173V207H172ZM172 208H171V209H172ZM176 208H177V207H176ZM176 208H175V209H176ZM197 208H198V207H197ZM203 208H204V207H203ZM217 208H218V207H217ZM220 208H221V207H220ZM229 208H232V207H228L227 209H229ZM151 209H152V208H151ZM162 209H163V208H162ZM166 209H167V208H166ZM168 209H169V208H168ZM181 209H182V208H181ZM183 209H184V208H183ZM193 209H195V208H193ZM201 209H202V208H201ZM233 209H232V210H233ZM72 210H73V209H72ZM148 210H150V209H148ZM163 210H164V209H163ZM163 210H162V211H163ZM188 210H190V207H189ZM191 210H192V208H191ZM196 210H198V212H199V209H196ZM203 210L205 211V209H203ZM214 210H215V209H214ZM221 210H222V209H221ZM168 211H169V210H168ZM171 211H172V210H171ZM175 211H177V210H174V212H175ZM204 211H203V212H204ZM226 211H227V210H226ZM229 211H231V209H230ZM233 211H235V210H233ZM70 212H71V211H70ZM183 212H184V210H183ZM200 212H201V211H200ZM215 212H216V211H215ZM237 212H238V211H237ZM163 213H165V211H163ZM198 214H199V213H198ZM218 214H220V213H218ZM229 214H230V212H229ZM64 215H65V213H64ZM74 215H75V214H74ZM233 215H234V213H233ZM239 215H240V214H239ZM65 216H66V215H65ZM65 216H64V217H65ZM191 216H192V215H189V218H190ZM67 217L70 218L71 216L67 215ZM72 217H73V216H72ZM72 217H71V218H72ZM69 218H68V220H70L71 223H75V220H76L78 217H77V218L75 217V220H73V219L71 220V219H69ZM73 218H74V217H73ZM83 218H84V217H83ZM232 218H233V217H232ZM242 218H243V216H242ZM65 219H66V217H65ZM68 220H67V221H68ZM77 220L79 221V218H78ZM85 220H86V218H85ZM222 220H223V219H222ZM226 220H227V219H226ZM70 221H68V223H69ZM232 221H234V220H232ZM230 222H231V220H230ZM76 223H77V222H76ZM69 224H70V223H69ZM78 224H79V223H78ZM229 224H230V223H229ZM74 225H75V224H74ZM231 227H232V226H231ZM25 232H26V231H25ZM25 232H24V233H25ZM29 232H30V231H29ZM25 234H26V233H25ZM25 234H24V235H25ZM29 235H30V233H29ZM27 236H28V235H27ZM23 237H26V236H23ZM116 237H117V236H116ZM26 238H27V237H26ZM28 238H29V237H28ZM204 240H206V239H204ZM253 244H254V243H253ZM249 245H250V244H249ZM251 245H252V243H251ZM254 245H255V244H254ZM256 247H257V246H256ZM206 248H207V247H206ZM252 248H253V246H252L251 248H249L250 252L252 251ZM233 249H234V248H233ZM258 249H259V248H258ZM102 250H103V249H102ZM104 250H105V249H104ZM152 250H153V248H152ZM249 250H247V253H248ZM253 250H254V249H253ZM255 250H256V249H255ZM233 251H234V250H233ZM105 252H106V253H105ZM105 252L101 253V255H100V252H99V256H100V257H98V258H101V259H102V264H135V263H133L134 261H133V262H127V261H122V260H119V259L117 260L116 257H119V256H120V255L118 256L117 254H116V257H115L116 261H115L114 259H108V258H113V257L110 256V254H111L112 252H111L110 254H108L109 252L107 253V251H105ZM254 252H255V251H254ZM254 252L252 251L251 253L254 255ZM257 252H259V251H257ZM263 252H264V251H263ZM89 253H90V252H89ZM92 253H93V252H92ZM236 253H237V252H236ZM245 253H246V252H245ZM255 253H256V252H255ZM259 253H260V252H259ZM261 253H262V252H261ZM58 254H60V253L58 252ZM93 254H94V253H93ZM97 254H98V253H97ZM113 254H115V253H113ZM234 254H235V252H234ZM249 254H250V253H249ZM5 255H6V254H5ZM111 255H112V254H111ZM246 255H247V254H246ZM253 255H252V257H253ZM256 255L258 256V254H256ZM3 256H4V255H3ZM88 256H89L88 258L92 259V258H91V257H92L91 255L88 254ZM90 256H91V257H90ZM94 256L96 257V255H94ZM94 256H93V257H94ZM114 256H115V255H114ZM234 256H237V255H234ZM244 256H245V255H244ZM248 256H249V255H248ZM248 256H246V257H248ZM257 256H256V257H257ZM254 257H255V256H254ZM254 257H253V259H254ZM262 257H264V256H262ZM98 258H93V259H98ZM235 258H236V257H235ZM235 258H234V260H235ZM249 258H250V257H249ZM258 258H260V257L258 256ZM93 259H92V260H93ZM245 259H246V258H245ZM255 259H256V261L258 260L257 258H255ZM260 259L263 260V258H260ZM87 260H88V259H87ZM92 260H91V263H92ZM230 260H231V259H230ZM42 261H43V260H42ZM93 261H95V260H93ZM96 261H97V260H96ZM232 261H233V260H232ZM245 261H246V263H247V259H246ZM250 261H251V259H250ZM248 262H249V261H248ZM253 262H255V261L253 260ZM261 262H262V261H260V263H258V261H257L258 264H261ZM40 263H41V261H40ZM45 263H46V262H45ZM45 263H44V264H45ZM89 263H90V260H89ZM165 263H166V262H165ZM230 263H231V262H230ZM234 263H235V262H234ZM87 264H88V263H87ZM92 264H95V262L92 263ZM161 264H164V263H161ZM235 264H236V263H235ZM247 264H248V263H247ZM249 264H251V263H249ZM252 264H256V262H255V263H252ZM262 264H264V263H262Z\"/></svg>",
    "mask_w": 264,
    "mask_h": 264
}]
</instances>
